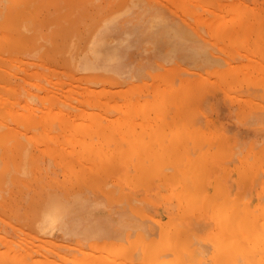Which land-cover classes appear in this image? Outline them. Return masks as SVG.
<instances>
[{
    "label": "rangeland",
    "instance_id": "1",
    "mask_svg": "<svg viewBox=\"0 0 264 264\" xmlns=\"http://www.w3.org/2000/svg\"><path fill=\"white\" fill-rule=\"evenodd\" d=\"M46 1H49V2H46ZM46 1L45 0H36V1H33V0L18 1L17 0L15 1L18 3L13 2V0L3 1L6 4L0 1V7H3V6L6 7L8 5L6 7L8 10H6V8L4 7L1 8L2 11H7V12L0 11V17H1L0 19L1 21L4 22V23L3 22L0 23V33L1 32L4 33L3 35L0 34V41L1 40L3 41L4 39L7 40V38L9 39L8 41H11V40L14 41V44L13 42H11L12 43L11 46L8 45V42H6V44H2V42H0V55L3 54V56L0 57V61L2 63L5 62V64L3 63V65L0 62V69L3 68V71H1L2 69L0 70V73H1L0 77L2 81V82L0 81V87L1 85H4V86L6 85L5 86L6 88L1 87L2 90L0 89V91H2V93L0 92V94L3 97L2 99L5 100L4 103H3V100H1L0 102L1 104L0 105V131H2L0 132V142L1 143L3 142L2 144H0V151L3 149L0 152V155H1L0 168L3 163L1 162L2 157L4 159L5 154H8L6 155L7 156L6 158L8 159L5 158L6 161L4 160V163L6 164L9 163V166L11 168V170L9 171L10 168L7 167L8 169L7 170L5 169L6 166L3 165L5 166V168L2 166L3 169H5V171H3V173L5 172V174L1 172V175H0V179L2 178L3 175H5L3 176V178L5 177L6 179V180L4 179L0 180V201H1L0 202V205H1L0 206L1 208L0 209V239H1L0 243L5 242V243H2L4 244L5 247L2 244H0V251L2 249L3 250L1 252L5 251L3 253L0 252V264H11V263L12 264L13 263L14 264L15 263L16 264H22V263L23 264H33L34 261L35 263L37 262L36 264H41L43 260L47 264L48 263L49 264L51 263L52 264H81L82 263L81 261H84L83 263L86 262V264L88 263L93 264V262L94 264H107V263L108 264H118L119 261L120 262L123 261L122 262L123 264H127V263L128 264H161V263L162 264H165V263L174 264L176 260H177V264L181 262H184L181 264H219L221 261L223 262L221 263L224 264L225 261L228 263L231 257L232 259L229 261V264H236V263L238 264V262L234 261L236 259V255L238 256V254H239L238 257L242 259V261H240V264H242V262L243 264H248V263L255 264L254 262L252 263V261L251 262L248 261L247 263L246 262L247 260L244 259V257L245 256L253 257L256 255L257 256L253 257L252 259L259 261V259L261 258L260 263L256 261V264H264V259H262L264 258V256L261 257L259 254V253H262V254L264 253L263 252L264 251V242H263L264 237H262L264 235H259L260 234L259 231H263L261 232V234L264 233V226H263L264 210H262L264 209V0H118V1L117 0H93V1L90 0L92 1L90 3H89V0H82V1L73 0L77 2L76 4H78V2L80 3V6L79 4L78 6H76L77 9L74 7L76 9L75 11L73 10V6H75L74 5L75 2L73 3V6H71V9H69L70 3L68 2L70 1L66 0V2L68 1L67 2L68 10H67L66 8L67 6L65 5L66 2L63 3L62 0H59L60 3L56 0H53L54 2L51 0V3H50V0H46ZM113 1L115 2L120 1V2L118 4L116 3L118 5V6L116 5V8L115 6H113L114 10L112 8H111L112 10L108 9L112 7L110 6V4L111 5L112 3L115 4ZM7 2H9L10 5ZM54 3H59L60 9L59 11H57V13L55 12L53 15L54 10H56L55 9L56 6ZM36 4L37 6H35ZM63 4L65 5L64 7L66 8V10L64 9ZM96 4L98 5L96 6ZM230 4L234 6L232 7V5L230 6ZM49 5L51 7H49ZM90 5L92 6V8L90 7ZM34 6L37 7L36 9L34 8L35 10L33 9ZM47 6L48 8H46ZM87 6L90 8H88ZM10 7H11L10 11H12L13 13L9 11ZM21 7H23V9L25 8L27 9L21 11L22 9ZM19 9H20V12H19ZM147 10L151 11V13L154 10L156 13V10H157L158 15H162L164 16V18L166 16V19L168 17L169 18L168 22L170 23L171 21L172 28H174L173 25L176 23L177 24L176 27H178L177 29L182 30V31L188 30L186 35L188 36V33H189L191 37H193L195 40H193V38H190L188 36L187 38L192 42H189V43L187 42L184 48L188 47L187 45L188 44L190 45L191 43L192 44L191 50L189 48L190 46L188 47L189 48L188 50L187 48L184 49L182 47V49L185 51L183 52L181 48H178L179 44L175 42L173 38H172V41L174 43L172 41L169 43V40H168V43L167 42L165 43V41L163 42V40H160L162 41L161 44L157 43L158 40L156 39L155 42L157 45L155 44L154 41H152L153 39L151 40L148 39L151 41V42L148 41L149 43L146 41L149 44L147 45L151 46L149 49H152V46H153L154 48L156 47L155 49L158 48L161 50L163 46H166V50H165L166 52L164 53L165 47H163L161 51L157 49L158 51L157 50H156L157 52L155 51L156 55L153 57L150 55L151 53H144L146 51L144 49H141L142 51L144 50L142 54L141 50L138 48L140 47L139 45L138 46L134 45L136 46L134 48L132 47L134 49L132 50L133 52H130L128 54V56H132L131 59H134L133 56L137 57L135 59H138V57L139 56L141 57V54H142L141 58L145 59L143 60L144 62L147 60L149 61V58H150L149 55L151 56L149 65L147 62H145L148 65V67L145 64L146 67L143 68L141 67L143 62L140 63V67L143 70L141 71L139 70V72L142 73L145 69H147L146 72H149L148 74H146L145 71L143 72V74L145 73V75L147 76L145 77V75H142L141 77H143L144 79L142 78L141 80H139L140 77L138 78L137 76L138 75L137 73H139L138 70H136L137 75H133V77L131 78L132 74H134L135 72L134 71L135 68L133 67V64L135 65L138 61L134 60V62L135 61L136 62L132 64L130 62L125 61L126 57L124 59L122 58L123 56H126V54L122 56L121 52L119 55H121L122 58L118 60L119 57L115 56V58L117 57L118 61L116 59L115 61H113V62L117 61L116 62L117 65L116 63L114 64L112 62L114 64L113 66L108 64L111 66V68L110 66L107 67L108 66L107 64H104L105 70L101 69L103 68V62L105 63L106 61H103V59L102 60L99 59V63L96 62L98 58L94 59L96 58V56L93 52L94 45L92 44L93 43L95 44L97 39L100 36H103L104 38V39L102 38L104 41L103 45H106L105 50L110 49L109 56H112L115 53H119L117 51L116 46L119 45L118 47H121L120 45L126 42V41L123 42L124 39L120 40V37H122L121 35H124L122 31H125L124 33L126 34V31H127L126 29L130 26V25H127L128 21L131 22L132 18L134 20L135 19L137 20L135 22L132 20L133 22L129 23V24L134 25L132 29L134 28L136 29L137 28L135 27L136 25L145 26L146 24H144L145 23L144 21L146 20L144 19L146 18L145 15L148 14ZM16 12H19V13L17 14ZM72 12H75V13L72 14ZM1 13H4L5 16L9 15L12 18L14 17V19L19 16L18 17L19 19L16 18V20L13 19L11 21L12 18L10 19V17L7 16V20H6V18L3 17V14ZM71 14L73 15V18L70 16ZM21 15H23L22 18H21ZM24 16H26V18ZM69 16L73 20L69 18L70 20L68 21L66 17H69ZM129 16L131 17V19ZM62 17L63 18L65 17L66 19L62 20ZM75 17L76 19H74ZM96 18L99 19L97 23L95 20ZM217 18H219L220 20H217ZM59 19H61V21ZM142 19L144 23L142 22L143 24L141 25V23L139 24V22L142 21ZM37 20H39V22L41 20V22L37 24L36 23ZM215 20H217V22H213ZM49 21L50 22L52 21L51 26L53 27L50 26ZM73 21L75 22V24L72 23ZM61 22L62 24H60ZM124 22H126L127 24ZM168 22H166L165 20L166 25L169 24ZM63 23L65 24V26ZM114 23H118V24L120 23L121 26H123V24L124 25L126 24L125 28L124 26L120 27V24L118 26L117 24H115L118 27V30H120V32H117L118 30L114 32L115 34L118 33V35H120L118 37L116 35H115L116 37L113 36L112 35L113 29L112 30L110 29V27ZM134 23L135 24L137 23V24L135 25ZM12 24L14 26H12ZM15 24L18 25L16 26V28H15ZM53 24H55L56 26ZM58 24L60 28H58ZM235 24H237V26ZM60 25H63V26H60ZM71 25L73 26L74 30H72L73 28L71 29ZM115 25H113V28L115 27ZM22 26L24 27L25 31L30 32V34L24 33L22 31V28H23ZM47 26L50 29L53 28V30L51 29V34H50V30L45 31V29H47ZM95 26H98V27H95ZM180 26L183 28L181 29ZM238 26L240 27V29L238 28ZM250 26H251V29L253 27V30H250ZM18 27L20 28L22 27V28L20 29ZM61 27L63 28L64 31L69 30L68 28H70L72 30V34L71 32H69L70 31L69 30V31H66V33L62 32L64 34L60 33L62 34L60 37L59 32L63 31ZM81 27H83L82 31H80ZM89 27H91V29L95 27L94 32L91 31L90 33ZM233 27L237 30L236 31L235 29L233 30ZM28 28L29 30H27ZM75 28H78L79 31L77 32ZM84 29H86L85 32H84ZM109 29L111 32H108ZM132 29L130 30V32L129 31L127 32L132 33L131 32ZM13 30H14L13 33H9V31L12 32ZM53 31L56 34H54ZM31 32H35V33H31ZM138 32H140V30ZM19 33H22L20 34V38H18ZM68 33L70 34L68 35ZM82 33H83V36H82ZM88 33H89V37H88ZM129 33L127 34L129 35ZM14 34L15 36L16 35L17 36L14 37ZM52 34L56 36H53ZM21 35L26 40L23 39L25 42L20 41L19 43V40H22ZM31 35H34L33 37L34 39L32 38ZM70 35H72V37ZM128 35L126 36L127 38H129ZM135 36L133 38L135 40L140 39V37L141 39L143 38L142 32H140L139 38L136 39ZM27 37L28 38L31 37V38L27 39ZM126 37L125 39H127ZM65 38L67 39L65 40ZM80 38H82L81 42H80ZM37 39L39 40L37 41ZM47 39H50V40L53 39L57 41L52 42L53 41L52 40L51 42H49V40L46 41ZM59 40H60V43L58 42ZM68 40L70 42L73 40L74 43L72 41L71 45H69L70 42ZM117 40L119 41V43L116 42ZM130 40L131 38L129 39V41ZM31 41H34V42L31 44L30 43ZM62 41H63V44H61ZM103 41L99 43L101 44L103 43ZM55 42H58L59 44ZM195 42H198V44ZM42 43L45 44V46H43ZM66 43H68V46L66 45ZM97 43L96 45H98ZM150 43L154 45H150ZM194 43H195V48L198 50L199 53L195 51V48L193 46ZM50 44L52 45L51 48H50ZM172 44L177 45V47L173 45L175 46L174 47V50L176 51V53L174 52L175 55L173 53H170L171 50H173V48H168V46L172 47ZM60 45H63V46H60ZM148 46H146L147 49H148ZM17 47L19 49L16 50ZM62 47L63 48L65 47L66 49H68V51L67 50L65 51V49H63ZM103 47L104 46H102V48ZM197 47L198 48L201 47V48L198 49ZM23 48H24V51H23ZM59 48H61V50H63L64 52H62ZM2 49L4 51H2ZM57 49H59L60 51L59 52L56 51ZM71 49H72V52L69 53L68 55V52H70ZM75 49H77L78 51L77 50L75 51ZM176 49L180 50L181 53H178ZM19 50L20 51L22 50V51L20 52ZM136 50L140 51V53H137ZM167 50H170V51L167 53ZM199 50L201 51V53ZM8 51L11 53L12 55L11 57ZM51 51H53V53L54 52H58V53L54 54L55 56L54 57L51 55ZM202 51H204V53ZM1 52H4V53H1ZM110 52L112 53V55H110ZM187 52L189 54L188 57H187L188 55ZM107 53L108 52H106V54ZM157 53L158 54L160 53L161 55L157 56ZM182 53L183 54L186 53V56L182 55ZM88 54H91V55H88ZM205 54H206V57L209 55V57H207L206 59L208 61L203 60L205 59ZM152 55H154V51H152ZM183 56H185V59ZM210 56H212L213 58L212 60H215V61L212 62V65L210 66L208 65L209 67H207V62H209L210 60L208 58H211ZM5 57L8 59H6ZM61 57L65 58L68 64H70V66L68 65L67 67V63L65 62H63L64 63L63 64L60 61V59L63 60ZM69 57L71 58L73 57V58L70 60ZM147 57L149 58L147 59ZM180 57L183 60H180L181 59ZM129 59L130 58L128 57L127 60ZM191 60H194L197 62L200 61V63L197 66L195 65L196 67L194 68L193 66H190V65H194L197 62H193ZM202 60L204 61L203 64H201ZM71 61L73 62V64ZM100 61H102V67L99 65L101 64ZM121 61L124 62L123 65ZM137 64L136 65L139 66V63ZM209 64H211V62ZM160 65H161V68L158 67ZM201 65H203V68L201 67ZM12 66L14 68H11V69L14 72L10 71L11 69L9 67H12ZM205 67L207 69H205ZM129 68L131 69V71ZM157 68H159L158 71H156ZM125 69L127 71H125ZM152 69L153 71H156V72L152 73L151 72ZM4 70H8V71L4 72ZM94 70H96L97 72ZM106 70H109V71H106ZM76 71L78 72L76 73ZM101 71L103 73L105 72V74H102ZM6 72L7 74L4 75V73ZM92 72H95V73H92ZM7 75L10 77H8ZM149 75L151 77L153 76V78L150 79ZM128 76L130 77L128 78ZM6 77H8V80ZM4 78H6L5 81H4ZM133 79L136 80L137 83ZM43 89H46V90H43ZM86 89H91V90H88L89 91L88 92ZM5 91H6V94H5ZM48 92H49V95H47ZM95 92H96V95H95ZM8 94L9 95L11 94V96H9ZM1 95H0V98H1ZM50 95L52 96L49 97ZM22 96L24 97L22 98ZM127 96L129 99L127 98ZM25 97H27V99ZM137 97H139L138 100H137ZM29 99L31 100V102ZM43 99L44 101L46 100L47 101L44 103ZM176 99L178 100L176 101ZM7 100H9V102ZM128 100L129 101L131 100L130 103ZM132 100L133 102L134 100L136 101L132 103ZM178 102L180 104H178ZM54 103L56 105H54ZM68 103H71L72 106L71 104H68ZM140 103L142 105L140 106L139 111L142 110V112H139L140 113L139 114L137 113L138 110L135 107H138ZM29 104L31 105V107ZM132 104L133 105L135 104V105L132 106ZM144 104L147 106H145ZM6 106L8 107V109H6L7 108ZM66 106H70L71 109L73 108L72 111L70 107L66 108ZM142 106H144L145 108L141 109ZM184 106H185L186 112L183 110ZM33 107L35 109H33ZM193 107H194V111L192 112ZM46 108L49 109V118H46L47 120L43 119L44 117H47L46 112H44V109ZM51 108L53 109L55 108V110L59 109L57 110V114L59 116ZM119 108H121L120 110L122 111L121 113L119 111ZM188 108H190L191 110H189ZM21 109H24V110H21ZM36 109L39 110L40 112L38 111V113H36L35 111ZM48 109H46L45 111H48ZM19 110L23 111L24 113ZM165 110H167V112ZM26 111L28 113L27 116H31V119L35 117V121L33 120L34 118L32 120L27 119L28 120V124H27V122L23 121L25 120L24 117L22 120L21 116H23V114L24 115L27 114ZM33 111H35L36 114ZM51 111L55 113L56 116H58V119L55 118V121L52 120V117L50 116ZM143 111L145 112L144 115H143L144 113ZM191 112H192V115H191ZM31 114L32 115L35 114V116H32ZM44 114L46 116L42 117L41 119L40 115L42 116ZM61 114L63 115L62 118L66 116L65 118L66 121H63L64 118L63 119L61 118L62 124L60 125L59 124L60 121H57V120L60 119L59 117H61ZM167 116H168V119H167ZM19 117H20V121H19ZM38 117H39V119L37 120L38 124L36 125L35 123ZM120 117L121 118L124 117L123 120L127 119L125 120L126 123H129V121H132L134 125H132V123H129V124L132 125V127H134L135 130L132 128L128 130L130 127H127V125L125 124H124L125 128H123V125L120 128L119 125L122 124V122L118 123L119 120L120 121L122 120V119H119ZM154 118H156L158 122L154 120ZM160 118L169 120L168 122L172 121L175 124V127H173L174 126L173 123H170L173 127L172 128L171 125L167 123L170 125V127L166 126L167 124H165L164 126L168 128L164 127L165 131L162 130L159 133L157 132L158 133L157 137L160 134L162 135V133H164V135L167 133L166 134L167 138L164 137L167 139V140L165 139L166 142H164V144L162 142L163 137L161 135H160L161 137L155 138L156 135L154 136L155 134V132H153L154 129L152 130L153 132L152 134L148 133L151 136V137L149 136L151 140L150 138L147 137L148 134L144 132L145 131L144 129H146V132L148 131L147 128H144V125L146 126V123L148 125L150 123V126H153V127L156 126L158 130ZM40 119L42 121L46 120L47 123L46 121H44V124H43V122L40 121ZM115 119H119L116 122L117 123L116 127H115V124H113L115 123L114 122ZM151 119L152 121H150ZM94 120H95L94 124L95 125L98 124L97 125L98 127H95V125H93L92 121ZM110 120L112 121L110 122ZM191 120L193 122L195 121L197 125L195 124V122L194 123L190 122ZM70 121H71V124H69L70 125V129H69V126L65 122H70ZM63 122L64 124L67 125L66 130H65V126L64 127L62 126ZM98 122L104 125L105 123L106 125L107 124L109 125L110 123L111 127H108L107 125V128H105L106 127L105 125L104 127L105 130L103 128V131H102L100 130L102 128L100 127V124ZM54 123L57 125H55ZM136 123L137 125L135 128ZM138 123H142V125L141 124L139 125ZM178 123L179 125L181 124L182 126L180 125L181 126L180 127ZM15 124H18V125H15ZM84 124L85 125L87 124L86 126L88 127V129H85L86 126ZM160 124L162 126L163 122L162 123L160 122ZM191 124H192V128L190 126ZM47 125L50 126L49 127L50 129H47L48 127ZM82 125L83 127H81ZM4 126L9 127L8 131ZM52 126H53V129H52ZM138 126H142L144 129ZM150 126L148 127L150 128ZM77 127L79 128L78 129L79 132L76 130ZM182 127H185L186 130L182 131L183 129H185V128L182 129ZM61 128L62 130H60ZM139 128L140 130L138 131ZM141 128L143 129L142 133H141ZM169 128H172V129H169ZM83 129H85L86 131H83ZM98 129L100 131H97ZM123 129H127V130H123ZM67 130L69 131L68 133H67ZM80 130L83 131L84 134L83 132L81 133ZM87 130L89 131V133ZM172 130L174 131L172 132ZM186 131H189L190 133L188 132V135H187ZM133 132H134L133 134L134 136L132 135L131 137L130 133H133ZM177 132H179L178 135L176 134ZM7 133L9 134V138L12 135H14L11 137L12 139L8 138ZM87 133L90 135H88ZM121 134L123 135L126 134L124 136L126 138L123 139V137H121L122 136ZM127 134H129V136ZM173 134H175V136ZM181 134H185L186 136L181 135ZM152 135L154 136L153 139L155 140V142L152 141L153 140ZM52 136H54V138ZM101 136H102V139H100ZM141 136L142 138H144L143 141L145 143L141 141L142 140L140 138ZM117 137L119 139L118 143H120V139H121L122 142H124V144L121 142L120 144L117 143L118 144L117 145L116 144V142L118 141V139H116ZM168 139L171 140L170 141L171 143L167 142ZM174 139L175 141H173ZM245 139L246 141L248 140V142H243V140ZM190 141L192 142L191 144H190ZM13 142L15 146L13 145ZM16 142H18L19 144H17ZM94 142L95 143L99 142V144L100 143L101 144L100 145L98 143L94 144ZM147 142H148V145H147ZM156 142H159V143H156ZM44 143L50 144V145L47 146ZM57 143L59 144V146ZM75 143L77 145H75ZM141 143L143 146L141 145ZM165 143H168V145L169 144H172V145L170 147H164V146H167ZM114 144L117 146L116 148L113 146ZM132 144L134 146H132ZM176 144L179 145L178 149H176L177 147ZM95 145L97 148H95ZM146 145L148 148L146 147ZM158 145L159 147L162 146L163 149L160 150V148H158ZM173 145L176 146V147H173L174 150L176 151L171 150ZM12 146L13 148L16 147L19 150H16L15 148V150H12L11 152V149H13ZM50 146L54 148H52L51 150ZM84 146L86 147V149L84 148ZM136 146H139L137 147L138 149H135ZM140 146L141 148L144 147L146 150L144 148H142L141 150ZM37 147H40V149ZM41 147L43 149H46V148L47 149L43 150L41 149ZM69 147L72 150L74 149L73 150L74 153L72 152L71 149H69ZM133 147H135L134 151H133ZM188 147H189V150H187ZM87 148L89 149V152ZM20 149H23L21 150L22 151L21 154H20L21 152ZM65 149L66 150L68 149V151L66 152ZM59 150H60V153L58 154ZM83 150H84V153H83ZM120 150L122 152H120ZM14 151L16 152L19 151L18 155H16L17 153ZM164 151H166L167 153ZM168 151L171 152V154H169ZM220 151H221V154H220ZM3 152L5 153L3 154ZM55 152L58 156L55 154ZM61 152H63V154L64 153L66 154L63 156V158H60V156H62ZM110 152H112L113 155H110L111 154ZM141 152H142V156H140ZM11 153L13 154L15 153L16 156ZM25 153L27 156L25 155ZM30 153L36 159L35 158L32 159V155H29ZM76 154H77V157H76ZM35 155H38V156H35ZM101 155L104 160L101 159L102 158ZM24 156L26 157V160ZM109 156L112 158H110ZM185 156H187L189 159H186ZM17 157H20L21 158L20 160L22 161L21 162L18 161L19 158ZM55 157H58V158L55 159ZM181 157L182 159H180ZM59 158L61 162L59 161ZM64 158H66V160ZM15 159L16 161H14ZM76 159L79 160L80 162L77 161ZM167 159L169 162L167 161ZM7 160L9 162H7ZM29 160L31 161L30 162L31 165L29 163ZM186 160L189 162V164L187 163ZM64 161L66 162L64 163ZM95 161L96 162L99 161V162L96 163ZM16 162L17 163L20 162V166H19V163L17 164ZM81 162L83 164H86L87 167L85 168V165H83ZM94 162L96 163L95 166H94ZM100 162H104V163L101 164ZM167 163L169 164L167 165ZM170 163L174 164L175 166ZM177 163L179 166L178 168L176 166ZM14 165H15V168H14ZM34 165L36 167H34ZM91 165L94 168L91 167ZM32 166H33V169L35 168L34 173H33V169L32 171H30L31 170L30 168ZM242 166L244 169L241 168ZM21 169L22 171H20ZM144 169H146V171ZM6 170L9 173H7ZM35 170H38L37 171L38 173ZM141 171H142V174H141ZM240 172H242V174ZM13 175L14 177H12ZM17 175H20L21 177L18 176L19 177L18 179V177H16ZM39 175H40V178H39ZM185 176H187V178ZM78 177H79V180H78ZM138 177L139 178L142 177V179H139ZM192 177L194 180L192 179ZM22 178H23V181H21ZM37 178L39 181L37 180ZM26 179H28L29 181ZM71 179H73L72 182H71ZM94 179L97 182H95ZM88 180L91 181L89 186L86 183V181ZM102 180H104L105 183ZM2 181H4L5 183H2ZM15 181L16 183L18 182L19 184L18 183L16 184ZM24 181L25 183H22ZM58 181L60 182V184ZM64 182L65 184H63ZM77 182H79L80 185L79 184L77 185ZM131 182H134V183H131ZM91 184H93V186H90ZM14 185L16 187H18L17 185H20L23 190L26 189V187L27 189L22 191V189L19 186L16 190V187ZM28 185L29 186L32 185V186L29 187ZM34 185H37L35 189L33 188ZM75 185L78 187V189L76 188ZM1 187L2 188L4 187L5 190L2 189ZM36 189L37 191H34ZM64 189L66 190V192L64 191ZM96 189L100 192H98ZM13 191L16 193H20L19 194L20 197L18 196V194L16 195ZM109 191L110 193H108ZM11 192H13L14 195L11 194ZM30 192L32 193V195ZM119 192L122 193V195L125 197L124 200H123V196H121L122 199H120L121 194ZM66 194L68 197H66ZM109 194H111V196ZM189 194L191 198H189L190 197L188 196ZM196 194H197V197H195ZM213 195L217 196L216 197L217 199H215V197L212 198ZM105 196L106 197L108 196L109 198H106ZM118 197L119 199H117ZM126 198L127 199L129 198V200H126ZM16 200H18L19 202ZM56 200H57V203H56ZM125 200L128 202V204L125 203L126 202ZM181 200L182 201L184 200L185 202H182ZM190 200L191 201L193 200V201L191 202ZM15 201L17 203L16 204L17 206L14 204ZM27 201H29V203ZM58 202L60 205H58ZM188 202H191L189 204H192L191 205L192 207L188 204ZM2 203L6 207L8 205L9 208L7 207L3 209ZM8 203H10L11 205L9 206ZM32 203H33V206H32ZM104 204L106 206H104ZM193 204H196V205H193ZM12 205H13L12 208L14 209V211L12 208H10ZM21 205L22 206L24 205V206L22 207ZM52 205H54V207ZM55 205H56V208H55ZM86 205H88V207ZM117 205L119 206L117 207ZM219 205H221V207ZM35 206H38V207L35 208ZM47 206L48 208H46ZM64 206L66 207V211L64 209ZM128 206L132 209V211H130L131 209H129ZM50 207H52L53 209H51ZM8 209L10 211H8ZM235 210H238V211H235ZM48 211H51V212L54 211L52 214L56 213L57 211L59 214L57 213L58 215L56 214L57 216H55V214L51 215V212H49L50 214L47 213L48 214L47 215L45 212H48ZM133 212H135L136 215ZM234 212H237V213H234ZM245 213L247 214V216ZM249 214L252 216L250 217ZM49 215H51L52 217ZM233 216L234 218L239 216V219L237 218L238 220H235L234 222ZM248 216L251 219L248 218ZM51 218H54V219L52 220ZM232 221L234 223H236L237 221L238 222L236 223V225L234 223L233 225H231ZM260 221L261 223L263 222L262 225L259 223ZM115 222L117 223V225L114 224ZM245 223H247L248 225H246ZM123 224L125 225V229H124ZM255 224L260 226L259 230L258 228L254 226ZM119 225L122 227H120ZM167 225L169 227H167ZM181 225H184L186 227H183ZM233 226H236L235 228L237 229H234ZM133 228H136V229L133 230ZM2 231L3 232L5 231L7 233L5 232L2 233ZM177 233L179 234L178 238H177ZM242 234L246 236H242ZM233 235L235 237H233ZM142 238H143V241H142ZM191 238L195 239L194 242ZM251 239H253V241H250ZM210 240L212 241V243ZM139 241H140V245H137V243L139 244ZM234 241H236L235 244H234ZM245 241H246V245H243ZM115 242L117 243L119 242V243L115 244ZM207 242H208V245H207ZM193 243L196 245V248H195V245L193 247ZM6 244L8 245L10 244V245L7 246ZM157 244H159V246H157ZM185 245H188V246H185ZM226 245L228 248H230L229 250L227 247L224 248ZM214 246H218L217 249ZM248 247L253 249L254 252L252 250H249ZM6 248L8 250H6ZM11 248H13V251ZM255 248H258V249H255ZM113 249L115 250L114 254H113ZM192 249L195 250L196 252L195 254L193 253L194 251ZM26 251H28L32 255V257L28 252L26 253ZM152 251L154 252L152 253ZM191 251H193L192 253L194 255L191 254ZM22 252L25 254H22ZM185 252L186 253L189 252L188 254L189 255L191 254L193 260L188 254L186 256ZM197 252H198L199 257H196ZM17 253H18V256H17ZM242 253L245 255L244 257ZM11 254L13 255L16 254V255L15 257H13ZM222 255H224L225 258ZM8 256L9 258H7ZM158 256L160 257V259ZM185 256L186 257L189 256L191 261L188 260V258H186ZM234 256H235V259H234ZM259 256L260 258H258ZM12 258L13 259L15 258L13 262H12ZM156 258H158L159 260ZM163 258L165 259V261L163 260ZM213 258L216 261L211 260ZM222 258H224V260H220ZM45 259L48 260V262H46ZM120 259H122V261ZM130 259H132L133 262L134 261L135 262L132 263L131 262L132 260L130 261ZM172 259H174L173 262H171ZM90 260L92 261L90 262ZM157 260L159 261L158 263H157ZM44 262L43 264H45Z\"/></svg>",
    "mask_w": 264,
    "mask_h": 264
},
{
    "label": "bare ground",
    "instance_id": "2",
    "mask_svg": "<svg viewBox=\"0 0 264 264\" xmlns=\"http://www.w3.org/2000/svg\"><path fill=\"white\" fill-rule=\"evenodd\" d=\"M0 1L3 2V1H5V0H3V1L0 0ZM11 1H12V0H11ZM15 1H17V0H13V2H15ZM18 1H20V0H18ZM33 1H36V0H33ZM45 1H46V0H45ZM52 1H53V0H52ZM56 1H58V2L60 3L59 0H56ZM62 1H63V3L66 2V0H65V1L62 0ZM69 1H70V2H68V1H67V2L70 3V5H69V6H70L69 9H71V6H73V3H74L75 1H73V0H69ZM71 1H72V2H71ZM79 1H80V0H79ZM81 1H82V0H81ZM92 1H93V0H92ZM92 1L89 0V3L92 2ZM117 1H118V0H117ZM30 2H32V1H30ZM46 2H49V1H46ZM53 2H54V1H53ZM67 2L65 3L66 6H67V4H68ZM113 2H114L115 4H113V3H112V5L110 4V6H112V7L109 6L110 8H108V9H111V8L113 9V6H115V8H116V5H117L120 1H119V2H115V1H113ZM3 3H5V2H3ZM7 3H9V2H7ZM15 3H18V2H15ZM19 3H21V2H19ZM22 3H23V1H22ZM50 3H51V0H50ZM59 3H54L55 6H56V8H55V6H54V8H55L56 10H54L53 15H54L55 12L57 13V11H59V9H60V7H59L60 4H59ZM76 3H77V2H75V3H74L75 6H73V10H74V11L77 9L76 6H78V4H79V6H80V3H79V2H78V4H76ZM116 3H117V4H116ZM1 4H2V3H1ZM5 4H6V3H5ZM12 4H13V3H12ZM56 4H58V5H56ZM233 4H235V3H233ZM237 4H238V3H237ZM242 4H243V3H242ZM9 5H10V3H9ZM19 5H21V4H19ZM46 5H47V3H46ZM52 5H53V3H52ZM65 5L63 4V7H64ZM97 5H98V4H96V6H97ZM231 5H232V4H230V6H231ZM5 6H6V5H5ZM7 6H8V5H7ZM7 6H6V7H7ZM22 6H23V5H22ZM35 6H37V4H36ZM35 6L33 7V9H34V8H35V9L37 8V7H35ZM40 6H41V5H40ZM57 6H58V7H57ZM83 6H84V5H83ZM117 6H118V5H117ZM226 6H227V4H226ZM228 6H229V5H228ZM233 6H234V5H232V7H233ZM237 6H238V5H237ZM3 7H4V6H3ZM3 7H0V11H2L1 8H3ZM6 7H4V8H6ZM16 7H17V6H16ZM24 7H25V6H24ZM49 7H51V6L49 5ZM74 7H75L76 9H75ZM87 7H88V6H87ZM90 7L92 8L91 5H90ZM90 7H88V8H90ZM21 8H22V9H21ZM21 8H20L21 11L27 9V8L23 9V7H21ZM46 8H48V6H47ZM57 8H58V10H57ZM66 8H67V10H68V6H67ZM66 8L64 7L65 10H66ZM226 8H227V7H226ZM226 8H225V9H226ZM228 8H229V7H228ZM10 9H11V7L9 8V11H10ZM17 9H18V8H17ZM20 9H19V12H20ZM35 9H34V10H35ZM112 9H111V10H112ZM231 9H232V8H231ZM242 9H243V8H242ZM3 10H5V9H3ZM6 10H8V9L6 8ZM34 10H33V11H34ZM42 10H43V9H42ZM89 10H90V9H89ZM113 10H114V9H113ZM228 10H229V9H228ZM63 11H64V10H63ZM2 12H7V11H2ZM10 12L13 13L12 11H10ZM19 12H16V13L18 14ZM236 12H237V11H236ZM11 13H10V15H11ZM31 13H32V12H31ZM73 13H75V12H72V14H73ZM147 13H148V14L145 15L146 18L144 17V18H145L144 20H146V21H144L145 23L143 22V19H142V21L139 22V24L141 23V25H142L143 23L146 24L145 26L143 25L144 27H143V26H138V25H136L138 22H137L136 24L134 23V24L136 25L135 27L138 28V29H137V28H136V29L134 28V29L137 30V31H135L134 29H132L134 25L129 24V23H131V22H133V21H134V22L137 21L136 19L134 20V19L132 18L133 21H132V20H131V22L128 21V24H127L126 22H124V23H126L127 25H130L128 28L131 27L130 29L127 28L126 30L130 32V30L132 29V31H131L132 33H129V32L126 31V34H125V33H124L125 31H122V33H123L124 35H121L122 37H120V40H123V39H124L123 42H124V41H126V42L123 43L122 45H120L121 47H118L119 45L116 46L117 51H118L119 53H115L114 55H112V53L110 52V55H112L113 58H112V56H109V50H110V49H109V50H108V49L105 50V48H106L105 46H106V45H103V44H104V41H103L104 38H103V36L98 35V36H100V37L97 39V41L95 40L96 43L98 42V43H97L98 45H96V43H95V44L93 43L92 45H94V50H93V52H94V54H95V56H96V58H94V59H97V58H98L96 62L99 63V59H101V60L103 59V61H106L105 63L103 62V68H101V69L105 70V69H104V64H107V65L110 64L111 66H113V65H114L119 59L122 58V56H123L124 54H126V56H123L122 59H124V58L126 57V58H125V61L130 62L131 64L136 62V61L134 62V60H137V61H138L137 63H139V66H137V65H138L137 63H136L137 65H136V64H135V65L133 64V67L135 68V70H134L135 72L132 70V71L134 72V74H132L131 78L133 77V75H137V74H138L137 76H138V78L140 77L139 80H141V79L143 78V77H141V76H142V75H145V73L148 74L149 72H146L147 69H145V70H144L145 73L143 74L144 71H143L142 73H140L139 70H140V71L143 70L141 67H143V68L146 67V66H145V64H146L145 62H147L148 65H149V61H150L151 56L154 57V56L156 55L155 51L158 49V48L155 49L156 47L154 48L153 46H152V49H149L151 46H148V45H149L148 43L151 42V41H150L151 39H153L152 41H154V42H155V40L157 39V40L159 41V42L157 41V43H160V44H161L162 41H160V40H163V42L165 41V43H166V42L168 43V40H169V43H170V42L172 41V38H173V40L179 44L178 48H181V50H182L183 52H185V51L182 49V47L184 48V47L186 46L187 42H188V43H189V42H192V41H190L187 37L189 36L190 38H193V37H191V35H190L189 33H188V36L186 35L188 30H186V31H182V30L177 29L178 27H176V25H177L176 23L173 25L174 28H172V23H171V21H170V23L168 22V21H169V18L167 17V19H168V20H167V19H166V16H165V18H164V16H162V15H158V14H157V10H156V13H155V10L152 11V13H151V11H148V10H147ZM242 13H243V12H242ZM1 14H3V17H5L6 20H7V16H9V15H6V16H5L4 13H1ZM20 14H22V13H20ZM23 14H24V13H23ZM72 14H71L70 16L73 18V15H72ZM80 14H81V13H80ZM94 14H95V13H94ZM138 14H139V13H138ZM15 15H16V14H15ZM33 15H34V14H33ZM45 15H46V14H45ZM81 15H82V14H81ZM22 16H23V15H21V18H22ZM26 16H28V15H26ZM26 16H24V17L26 18ZM37 16H38V15H37ZM39 16H40V15H39ZM42 16H43V15H42ZM42 16H41V17H42ZM56 16H57V14H56ZM56 16H55V17H56ZM59 16H60V15H59ZM70 16H69V17H66V18L68 19V21L71 19ZM9 17H10V16H9ZM18 17H19V16H18ZM18 17H16V18H18ZM24 17H23V19H24ZM29 17H30V16H29ZM32 17H33V16H32ZM44 17H45V16H44ZM55 17H54V18H55ZM77 17H78V16H77ZM93 17H94V16H93ZM129 17H130V16H129ZM0 18H1V17H0ZM11 18H12V17H10V19H11ZM16 18L14 19V17H13V18L11 19V21H12L13 19L16 20ZM21 18H20V19H21ZM34 18H35V17H34ZM37 18H38V17H37ZM42 18H43V17H42ZM54 18H53V19H54ZM66 18H65V17L63 18V17H62V20L66 19ZM69 18H70V19H69ZM97 18H98V17H97ZM97 18L95 19V20H96V23H97L98 20H99V19H97ZM141 18H142V17H141ZM10 19H9V21H10ZM18 19H19V18H18ZM35 19H36V18H35ZM74 19H76V17H75ZM123 19H124V18H123ZM130 19H131V17H130ZM139 19H140V18H139ZM139 19H138V20H139ZM147 19H148V20H147ZM21 20H22V19H21ZM50 20H51V19H50ZM54 20H55V19H54ZM54 20H53V21H54ZM59 20L61 21V19H59ZM71 20H73V19H71ZM127 20H128V19H127ZM127 20H125V21H127ZM165 20H166V22H168L169 24L166 25ZM217 20H220V19L217 18ZM217 20H215V21H213V22H217ZM0 21H1V19H0ZM9 21H8V22H9ZM17 21H18V20H17ZM17 21H15V22H17ZM23 21H24V20H23ZM23 21H22V22H23ZM56 21H57V19H56ZM74 21H75V20H74ZM74 21H73L72 23L75 24L76 21H75V22H74ZM121 21H122V20H121ZM2 22H3V21H1L0 23H2ZM13 22H14V21H13ZM40 22H41V20H40ZM40 22H39V20L36 21L37 24L40 23ZM49 22H50V21H49ZM51 22H52V21H51ZM51 22H50V26H51ZM63 22H64V21H63ZM114 22H115V21H114ZM117 22H118V21H117ZM142 22H143V23H142ZM213 22H212V23H213ZM236 22H237V21H236ZM243 22H244V21H243ZM3 23H4V22H3ZM17 23H19V22H17ZM57 23H58V22H57ZM64 23H65V22H64ZM64 23H63V24H64ZM77 23H78V22H77ZM6 24H7V23H6ZM8 24H9V23H8ZM55 24H56V23H55ZM55 24H53V25H55ZM60 24H62V22H61ZM74 24H73V25H74ZM115 24H117V26H118L120 23H119V24H118V23H114L113 25H115ZM126 24H125V25H126ZM213 24H214V23H213ZM219 24H220V23H219ZM44 25H46V24H44ZM113 25L111 26L112 28L110 27L111 30L113 29V30H112L113 34H112V33H110V34H112L113 36L116 35L117 37L120 36V35H118V33H117V34L114 33L116 30H118V27L115 25V27H116L117 29L114 27V28H115V30H114ZM125 25L123 24L124 28L126 27ZM131 25H132V26H131ZM235 25L237 26V24H235ZM12 26H14V25L12 24ZM12 26H11V28H12ZM16 26H18V25L15 24V28H16ZM48 26H49V25H48ZM48 26H47V29H45V31H47V30L49 31V30H50V34H51V29L53 30V28L50 29ZM55 26H56V25H55ZM60 26H63V25H60ZM64 26H65V24H64ZM92 26H93V25H92ZM123 26H121V24H120V27H123ZM169 26H170V27H169ZM210 26H211V25H210ZM220 26H221V25H220ZM231 26H232V25H231ZM3 27H4V25H3ZM3 27H2V28H3ZM22 27H23V26H22ZM22 27H21V28H22ZM35 27H36V26H35ZM37 27H38V26H37ZM43 27H44V26H43ZM45 27H46V26H45ZM51 27H53V26H51ZM68 27H69V26H68ZM76 27H78V26H76ZM83 27H84V26H83ZM83 27H81V30H80V31H82V28H83ZM95 27H98V26H95ZM95 27H93V29H91V27H89V28H90V33H91V31L94 32V28H95ZM140 27H141V28H140ZM175 27H176V28H175ZM2 28H1V29H2ZM11 28H10V29H11ZM18 28H20V27H18ZM21 28H20V29H21ZM48 28H49V29H48ZM55 28H56V27H55ZM58 28H60V27H59V24H58ZM61 28H62V27H61ZM64 28H65V27H64ZM72 28H73V26L71 25V29H72ZM139 28H140V29H139ZM180 28L182 29L183 27L180 26ZM222 28H223V27H222ZM238 28L240 29L239 26H238ZM6 29H7V28H6ZM6 29H5V30H6ZM20 29H18V30H20ZM33 29H34V28H33ZM68 29H69L70 31H69V30H65V31H64L63 28H62L63 31L59 32V34L62 33V32L66 33V31H69V32H71V34H72V30H74V28H73L72 30H71L70 28H68ZM75 29H76L77 32L79 31L78 28H75ZM77 29H78V30H77ZM110 29H109L108 32H111ZM121 29H122V28H121ZM234 29H235V28L233 27V30H234ZM2 30H3V29H2ZM14 30H15V29H14ZM14 30H13L12 32L9 31V33H13ZM27 30H29V28H28ZM37 30H38V29H37ZM60 30H61V29H60ZM85 30H86V29H84V32H85ZM102 30H103V29H102ZM139 30H140V32H142V34H143V36H142L143 38H142V39H141V37H140V39H137V38H139V36H140V32H138ZM236 30H237V29H235V31H236ZM250 30H253V27H252V29H251V26H250ZM22 31H23L24 33H29V34H30V32L25 31L24 27L22 28ZM30 31H31V30H30ZM56 31H57V30H56ZM134 31H135V32H134ZM20 32H21V31H20ZM35 32H37V31H35ZM35 32H31V33H35ZM53 32H54V31H53ZM106 32H107V30H106ZM117 32H120V30H118ZM184 32H185V33H184ZM224 32H225V31H224ZM228 32H229V31H228ZM64 33H62V34H64ZM80 33H81V32H80ZM102 33H103V32H102ZM102 33H101V34H102ZM127 33H129V35H128ZM137 33H138V34H137ZM226 33H227V32H226ZM252 33H253V32H252ZM0 34L3 35L4 33L1 32ZM15 34H16V33H15ZM15 34H14V37L17 36V35L15 36ZM20 34H22V33H19V37H18V38H20ZM54 34H56V33L54 32ZM57 34H58V33H57ZM62 34H60L59 36L61 37ZM69 34H70V33H68V35H69ZM107 34H108V33H107ZM120 34H121V33H120ZM24 35H26V34H24ZM52 35H53V34H52ZM127 35L129 36V38L126 37ZM130 35H132V36H130ZM135 35H136V36H135ZM185 35H186V36H185ZM12 36H13V35H12ZM27 36H28V34H27ZM31 36H32V38L34 37V35H31ZM38 36H39V35H38ZM53 36H56V35H53ZM66 36H67V35H66ZM70 36L72 37V35H70ZM76 36H77V35H76ZM82 36H83V33H82ZM116 36H115V37H116ZM123 36H125V37L128 39V41H127V39H125V37H123ZM134 36H135V38H136L137 40L133 39ZM24 37H25V36H24ZM36 37H37V36H36ZM67 37H68V36H67ZM85 37H86V36H85ZM88 37H89V33H88ZM149 37H150V38H149ZM154 37H155V39H154ZM165 37H166L167 39H166ZM10 38H11V37H10ZM29 38H31V37H29ZM29 38L27 37V39H29ZM49 38H51V37H49ZM52 38H54V37H52ZM63 38H64V37H63ZM69 38H70V37H69ZM83 38H84V37H83ZM86 38H87V37H86ZM102 38H103V39H102ZM130 38H131V40L129 41ZM158 38H159V39H158ZM161 38H162V39H161ZM185 38H187L189 41H188L187 39H185ZM258 38H259V37H258ZM258 38H257V39H258ZM11 39H12V38H11ZM21 39H22V40H19V43H20V41L23 42L24 40H26V39H24V38L22 37V35H21ZM23 39H24V40H23ZM33 39H34V38H33ZM58 39H59V38H58ZM66 39H67V38H65V40H66ZM72 39H73V38H72ZM99 39H101V40H99ZM148 39H150V40H148ZM164 39H165V40H164ZM8 40H9V39L7 38V40L4 39L3 41L1 40L0 42H2V44H6V42H8V45H10V46H11V44H12L11 42H13V44H14V41H13V40H11V41H8ZM17 40H18V39H17ZM30 40H31V39H30ZM38 40H39V39H37V41H38ZM41 40H42V39H41ZM48 40H49V42H51L53 39H52V40L47 39L46 41H48ZM62 40H63V39H62ZM74 40H75V39H74ZM81 40H82V38H80V42H81ZM118 40H119V39H118ZM118 40H117L116 42L119 43ZM193 40H195V39L193 38ZM28 41H29V40H28ZM28 41H27V42H28ZM46 41H45V42H46ZM54 41H57V40H53L52 42H54ZM63 41H64V40H63ZM63 41L61 42V44H63ZM68 41H69V40H68ZM72 41H73V40H72ZM72 41H71V42H72ZM95 41H94V42H95ZM102 41H103V43L100 44L99 42H102ZM146 41H147V42L149 41V42L147 43ZM261 41H262V40H261ZM9 42H10V43H9ZM24 42H25V41H24ZM33 42H34V41H31L30 43L32 44ZM58 42L60 43V40H59ZM58 42H55V43H58ZM64 42H65V41H64ZM66 42H67V41H66ZM69 42H70V41H69ZM71 42H70L69 45H71ZM85 42H86V41H85ZM85 42H83V43H85ZM92 42H93V41H92ZM121 42H122V41H121ZM121 42H120V44H121ZM172 42H173V41H172ZM43 43H44V41H43ZM43 43H42V44H43ZM55 43H54V44H55ZM59 43H58V44H59ZM73 43H74V41H73ZM105 43H106V42H105ZM173 43H174V42H173ZM195 43L198 44V42H195ZM195 43L193 44L194 48H195ZM21 44H22V43H21ZM58 44H57V45H58ZM64 44H65V43H64ZM80 44H81V43H80ZM147 44H148V45H147ZM155 44H156V42H155ZM163 44H164V43H163ZM29 45H30V44H29ZM48 45H49V43H48ZM66 45L68 46V43H66ZM82 45H83V44H82ZM82 45H80V46H82ZM134 45H136V46L139 45L140 47H138V48H139L140 50H141V49H144V50L147 51V52H146V51L144 52V50H143V51L141 50L142 54H143V52H144V53H151V54H150L151 56L149 55L150 58L147 57V59L149 58V61L146 59L147 61H144V62H143V60H145V59H144V58H143V59L141 58V57H142V54H141V57L138 55V56L140 57L141 60L139 59V57H138V59H139V60H138V59H135V58H137V57H135V56H133L134 59H131L132 56H128V54H129L130 52H133V51H132V50H134L133 48L136 47V46H134ZM150 45H154V44H151V43H150ZM156 45H157V44H156ZM156 45H155V46H156ZM167 45H168V44H167ZM173 45H175V44H172V47H169V46H168V48H173V50H171L170 53H173V54L175 55L176 51L174 50V47H175V46L177 47V45H175V46H173ZM199 45H200V44H199ZM24 46H25V45H24ZM43 46H45V44H43ZM46 46H47V44H46ZM51 46H52V45L50 44V48H51ZM60 46H63V45H60ZM64 46H65V45H64ZM85 46H86V45H85ZM102 46H104V47H103L104 49L102 48ZM146 46H148V49L150 50V52H149V50L147 49ZM180 46H181V47H180ZM187 46H188V47L190 46L189 48H190V50H191V46H192V44L190 43V45L188 44ZM196 46H198V45H196ZM7 47H8V46H7ZM57 47H58V46H57ZM69 47H70V46H69ZM132 47H133V48H132ZM142 47H143V48H142ZM158 47H160V46H158ZM163 47H165V49H164V53H165V52H166V51H165V50H166V46H163ZM163 47H162V48H163ZM188 47H186L187 50L189 49ZM1 48H2V47H1ZM25 48H26V47H25ZM44 48H45V47H44ZM50 48H49V49H50ZM62 48H63V47H62ZM70 48H71V47H70ZM101 48H102V49H101ZM118 48H119V49H118ZM162 48H161V50H162ZM186 48H184V49H186ZM194 48H193V49H194ZM197 48H198V47H197ZM200 48H201V47H199L198 49H200ZM7 49H9V48H7ZM17 49H19V48L17 47L16 50H17ZM59 49L61 50V48H59ZM59 49H57L56 51L59 52V51H60ZM63 49H65V51H66V50L68 51V49H66L65 47H64ZM80 49H81V48H80ZM90 49H91V48H90ZM90 49H89V50H90ZM153 49H154V50H153ZM193 49H192V50H193ZM51 50H52V49H51ZM76 50H77V49H75V51H76ZM119 50H120V51H119ZM121 50H122V51H121ZM158 50L161 51L160 49H158ZM158 50H157V51H158ZM176 50L178 51V53H181L180 50H178V49H176ZM202 50H203V49H202ZM2 51H4V50L2 49ZM19 51H20V50H19ZM21 51H22V50H21ZM21 51H20V52H21ZM23 51H24V48H23ZM48 51H49V50H48ZM61 51L64 52L63 50H61ZM77 51H78V50H77ZM105 51L108 52V53H107L108 55L106 54ZM136 51H137V53H140V51H138V50H136ZM152 51H154V55H152ZM157 51H156V52H157ZM169 51H170V50H167V53H168ZM195 51H196L197 53H199L198 50H197L196 48H195ZM199 51H200V50H199ZM8 52H9V51H8ZM20 52H19V53H20ZM58 52H54V53H53V51H51V55L54 56V54H56V53H58ZM71 52H72V49H71L70 52H68V55H69V53H71ZM104 52H105V53H104ZM120 52H121V55H122V56L119 55ZM174 52H175V53H174ZM202 52L204 53V51H202ZM205 52H206V51H205ZM1 53H4V52H1ZM17 53H18V51H17ZM49 53H50V52H49ZM52 53H53V54H52ZM164 53H163V54H164ZM170 53H169V54H170ZM192 53H194V52H192ZM192 53H191V54H192ZM200 53H201V51H200ZM203 53H202V54H203ZM9 54H10V57H11L12 55H11L10 52H9ZM47 54H48V53H47ZM59 54H60V53H59ZM94 54H93V55H94ZM187 54H188V52H187ZM51 55H50V56H51ZM62 55H63V54H62ZM68 55H67V56H68ZM88 55H91V54H88ZM88 55H87V56H88ZM118 55H119V56H118ZM158 55L160 56L161 54H160V53H159V54L157 53V56H158ZM164 55H165V54H164ZM180 55H181V54H180ZM182 55H185V56H186V53H184V54L182 53ZM1 56H3V54L0 55V57H1ZM39 56H40V54H39ZM52 56H51V57H52ZM64 56H65V55H64ZM115 56L119 57L118 60H117V57L115 58ZM120 56H121V57H120ZM185 56H183L184 59H185ZM188 56H189V54L187 55V57H188ZM54 57H55V56H54ZM88 57H89V56H88ZM128 57L130 58L129 60H127ZM190 57H191V56H190ZM207 57H209V55H208ZM207 57H206V54H205V59H203V60H206ZM210 57H211V58H208V59H210L211 61L209 60V62H207V67H209L210 65H212V62L215 61V60H212V59H213L212 56H210ZM2 58H3V57H2ZM5 58H6V57H5ZM5 58H4V59H5ZM49 58H50V57H49ZM61 58H62V57H61ZM67 58H68V57H67ZM69 58H70V60H71L73 57H72V58L69 57ZM145 58H146V57H145ZM173 58H174V57H173ZM180 58H181V57H180ZM6 59H8V58H6ZM11 59H12V58H11ZM13 59H14V58H13ZM50 59H51V58H50ZM57 59H58V58H57ZM62 59H63V60L60 59V61H61L62 63H63V62L67 63V67H68V65L70 66V64H68V62H67V60H66L65 58H62ZM115 59H116L117 61H116V62H113V61H115ZM193 59H194V58H193ZM64 60H65V61H64ZM132 60H133V61H132ZM153 60H154V59H153ZM180 60H183V59L181 58ZM186 60H187V59H186ZM195 60H196V59H195ZM203 60H202V63H201V64H203V62H204ZM2 61H3V60H2ZM7 61H8V60H7ZM88 61H89V60H88ZM122 61H124V60H122ZM122 61H121V62H122ZM140 61H141V62H140ZM171 61H173V60H171ZM178 61H179V60H178ZM191 61H193V62H197L198 59H197V61H194V60H191ZM206 61H208V60H206ZM0 62H1V61H0ZM14 62H15V60H14ZM19 62H20V61H19ZM71 62H72V61H71ZM71 62H70V63H71ZM91 62H92V61H91ZM93 62H94V61H93ZM112 62H113L114 64H113ZM142 62H143V64H142L141 67H140V63H142ZM210 62H211V64H209ZM1 63H2V62H1ZM3 63L5 64V62H3ZM3 63H2V65H3ZM62 63H60V64H62ZM84 63H85V62H84ZM100 63H101V64H99V65L102 67V61H100ZM123 63H124V62H122V65H123ZM176 63H177V62H176ZM197 63H198V64H197ZM197 63H195L194 65H190V66H193V67L195 68L197 65H199L200 61L197 62ZM15 64H16V63H15ZM15 64H14V65H15ZM63 64H64V63H63ZM72 64H73V62H72ZM88 64H89V63H88ZM165 64H166V63H165ZM177 64H178V63H177ZM41 65H42V64H41ZM74 65H75V64H74ZM97 65H98V64H97ZM107 65H106V66H107ZM110 65H108L107 67H109ZM116 65H117V63H116ZM118 65H119V64H118ZM127 65H128V64H127ZM143 65H144V66H143ZM146 65H147V64H146ZM148 65H147V67H148ZM161 65H162V64H161ZM161 65L158 66V67L161 68ZM195 65H196V66H195ZM204 65H206V64H204ZM208 65H209V66H208ZM43 66H44V65H43ZM111 66H110V68H111ZM119 66H120V65H119ZM130 66H131V65H130ZM136 66H137V68L140 67L141 69H140V68L137 69ZM156 66H157V65H156ZM15 67H16V66H15ZM38 67H40V66H38ZM73 67H74V66H73ZM96 67H97V66H96ZM98 67H99V66H98ZM120 67H121V66H120ZM122 67H124V66H122ZM125 67H126V66H125ZM127 67H128V66H127ZM199 67H200V66H199ZM201 67L203 68V65H201ZM9 68L11 69V68H14V67L12 66V67H9ZM42 68H43V67H42ZM75 68H76V67H75ZM99 68H100V67H99ZM130 68H131V67H130ZM130 68H129V69H130ZM175 68H176V67H175ZM1 69H2V70H1ZM1 69H0V70L3 71V68H1ZM5 69H6V68H5ZM7 69H8V68H7ZM45 69H46V68H45ZM112 69H113V68H112ZM121 69H122V68H121ZM126 69H127V68H126ZM126 69H125V71H127ZM205 69H207V68L205 67ZM14 70H15V69H14ZM28 70H29V69H28ZM103 70H102V71H103ZM136 70H138L139 73H137ZM149 70H150V69H149ZM149 70H148V71H149ZM158 70H159V68H157L156 71H158ZM174 70H175V69H174ZM176 70H178V69H176ZM5 71H8V70H4V72H5ZM10 71H11V72H14V71H12V69H11ZM16 71H17V70H16ZM18 71H19V70H18ZM94 71H96V70H94ZM102 71H101V73H102V74H105V72L103 73ZM106 71H109V70H106ZM110 71H112V70H110ZM128 71H129V70H128ZM130 71H131V69H130ZM156 71H153V69H152L151 72L154 73V72H156ZM77 72H78V71H76V73H77ZM96 72H97V71H96ZM119 72H121V71H119ZM133 72H132V73H133ZM151 72H150V74H151ZM72 73H73V72H72ZM74 73H75V72H74ZM90 73H91V72H90ZM92 73H95V72H92ZM98 73H99V72H98ZM98 73H97V74H98ZM109 73H110V72H109ZM136 73H137V74H136ZM0 74H1V73H0ZM5 74H7V72L4 73V75H5ZM158 74H159V73H158ZM120 75H121V73H120ZM128 75H129V74H128ZM0 76H1V75H0ZM2 76H3V74H2ZM7 76H8V75H7ZM107 76H108V75H107ZM110 76H111V75H110ZM149 76H150V75H149ZM8 77H10V76H8ZM8 77H6L7 80H8ZM42 77H43V76H42ZM129 77H130V76H128V78H129ZM134 77H135V76H134ZM145 77H147V76L145 75ZM6 78H4V81H5ZM136 78H137V77H136ZM152 78H153V76H152V77L150 76V79H152ZM158 78H159V77H158ZM45 79H46V78H45ZM68 79H69V78H68ZM143 79H144V78H143ZM148 79H149V78H148ZM150 79H149V80H150ZM46 80H47V79H46ZM69 80H70V79H69ZM133 80H134V79H133ZM139 80H138V82H139ZM146 80H147V79H146ZM153 80H154V79H153ZM0 81H1V77H0ZM10 81H11V80H10ZM10 81H9V82H10ZM88 81H89V80H88ZM129 81H130V79H129ZM131 81H132V80H131ZM134 81L136 82V80H134ZM1 82H2V81H1ZM56 82H57V81H56ZM103 82H104V81H103ZM103 82H102V83H103ZM132 82H133V81H132ZM135 82H134V83H135ZM6 83H7V82H6ZM104 83H105V82H104ZM104 83H103V84H104ZM136 83H137V82H136ZM7 84H8V83H7ZM10 84H11V83H10ZM135 85H136V84H135ZM5 86H6V85H5ZM5 86H4V85H1V87H5ZM22 86H23V85H22ZM22 86H21V87H22ZM40 86H42V85H40ZM1 87H0V89L2 90ZM10 87H11V86H10ZM10 87H8V88H10ZM5 88H6V87H5ZM5 88H4V89H5ZM22 88H23V87H22ZM47 89H48V88H47ZM5 90H6V89H5ZM23 90H24V89H23ZM26 90H27V89H26ZM43 90H46V89H43ZM86 90L88 91V90H91V89H86ZM87 91H86V92H87ZM0 92L2 93V91H0ZM16 92H17V91H16ZM28 92H29V91H28ZM88 92H89V91H88ZM19 93H20V92H19ZM44 93H45V92H44ZM5 94H6V91H5ZM11 94H12V93H11ZM11 94H10V95L8 94V95L11 96ZM52 94H53V93H52ZM0 95H1V94H0ZM47 95H49V92H48ZM95 95H96V92H95ZM131 95H133V94H131ZM139 95H140V94H139ZM51 96H52V95H50L49 97H51ZM54 96H55V94H54ZM116 96H117V95H116ZM125 96H126V95H125ZM23 97H24V96H22V98H23ZM37 97H38V95H37ZM40 97H41V96H40ZM43 97H44V96H43ZM45 97H46V96H45ZM129 97H131V96H129ZM135 97H136V96H135ZM2 98H3V97H2V95H1L0 102H1V100H3ZM4 98H5V96H4ZM25 98L27 99V97H25ZM30 98H31V97H30ZM41 98H42V97H41ZM96 98H97V96H96ZM115 98H116V97H115ZM123 98H124V97H123ZM127 98H128V96H127ZM138 98H139V97H137V100H138ZM6 99H7V98H6ZM47 99H48V98H47ZM128 99H129V98H128ZM130 99H131V98H130ZM29 100H30V99H29ZM78 100H79V99H78ZM86 100H87V99H86ZM99 100H100V99H99ZM177 100H178V99H176V101H177ZM4 101H5V100H3V103H4ZM7 101L9 102V100H7ZM43 101H44V99H43ZM46 101H47V100H46ZM46 101H44V103H45ZM73 101H75V100H73ZM73 101H72V102H73ZM90 101H91V100H90ZM128 101H129V100H128ZM130 101H131V100H130ZM130 101H129V103H130ZM135 101H136V100H134V102H135ZM11 102H12V101H11ZM27 102H28V101H27ZM30 102H31V100H30ZM30 102H29V103H30ZM41 102H42V101H41ZM134 102H133V100H132V103H134ZM127 103H128V102H127ZM127 103H126V104H127ZM129 103H128V104H129ZM136 103H137V102H136ZM141 103H142V102H141ZM141 103H140L139 106L137 105L139 108H138V107H135V108H137V110H138L137 113L142 112V110L139 111L140 106L142 105ZM156 103H157V101H156ZM7 104H8V103H7ZM7 104H6V105H7ZM68 104H71V103H68ZM113 104H115V103H113ZM126 104H125V105H126ZM178 104H180V103L178 102ZM0 105H1V104H0ZM3 105H4V104H3ZM21 105H22V104H21ZM25 105H26V104H25ZM29 105H30V104H29ZM41 105H42V104H41ZM54 105H56V104L54 103ZM134 105H135V104H134ZM134 105L132 104V106H134ZM144 105H145V104H144ZM147 105H148V103H147ZM147 105H145V106H147ZM12 106H13V105H12ZM52 106H53V105H52ZM71 106H72V104H71ZM86 106H87V105H86ZM6 107H7V106H6ZM26 107H27V106H26ZM26 107H25V108H26ZM30 107H31V105H30ZM67 107H70V106H66V108H67ZM87 107H88V106H87ZM117 107H118V106H117ZM120 107H122V106H120ZM123 107H124V105H123ZM187 107H188V106H187ZM28 108H29V107H28ZM56 108H57V106H56ZM59 108H60V107H59ZM91 108H92V107H91ZM95 108H96V107H95ZM125 108H126V106H125ZM125 108H124V110H125ZM128 108H130V107H128ZM142 108L144 109L145 107L142 106L141 109H142ZM167 108H168V107H167ZM183 108H184L183 110L185 111V106H184ZM6 109H8V107H7ZM33 109H35V108L33 107ZM46 109H48V108H46ZM46 109H44V112H46L47 117H44V116H46L45 114L42 115V116L40 115V118H41V119H42V117H44L43 119L49 118V109H48V111H45ZM51 109L54 110V111L56 112V114H57V110H59V109H56V110H55V108H54V109L51 108ZM61 109H63V108H61ZM70 109H71V107H70ZM72 109H73V108H72ZM72 109H71V111H72ZM96 109H97V108H96ZM150 109H151V107H150ZM179 109H180V107H179ZM188 109L191 110L190 108H188ZM188 109H187V110H188ZM21 110H24V109H21ZM21 110H19V111H21ZM26 110H27V109H26ZM30 110H31V109H30ZM65 110H66V109H65ZM117 110H118V109H117ZM120 110H121V108H119V111H120ZM126 110H127V108H126ZM134 110H135V109H134ZM145 110H146V109H145ZM189 110H188V111H189ZM14 111H15V110H14ZM27 111H28V110H27ZM27 111H26V113H27ZM31 111H32V110H31ZM31 111H30V112H31ZM35 111H36V113H38L39 110L36 109ZM35 111H33V112L35 113ZM42 111H43V110H42ZM42 111H41V113H42ZM60 111H61V110H60ZM73 111H74V110H73ZM163 111H164V110H163ZM165 111L167 112V110H165ZM184 111H183V112H184ZM193 111H194V107H193V109H192V112H193ZM15 112H16V111H15ZM21 112H23V111H21ZM21 112H20V113H21ZM39 112H40V111H39ZM58 112H59V111H58ZM62 112H63V111H62ZM121 112H122V111H120V113H121ZM134 112H135V111H134ZM143 112H144V111H143ZM185 112H186V111H185ZM192 112H191V115H192ZM23 113H24V112H23ZM23 113H22V114H23ZM31 113H32V112H31ZM36 113H35V114H36ZM50 113H51L50 116L52 117V120L55 121V118L58 119V116H59L58 114H57L58 116H56V114L53 113L52 111H51ZM65 113H67V112H65ZM125 113H126V112H125ZM195 113H196V111H195ZM195 113H194V115H195ZM22 114H21V115H22ZM32 114H33V113H32ZM32 114H31V115H32ZM35 114L32 115V116H35ZM63 114H64V113H63ZM139 114H140V113H139ZM139 114H138V115H139ZM144 114H145V112L143 113V115H144ZM27 115H28V113L25 114V115L23 114V116H21V117H22V120H23V117L25 118V120H23V121L27 122V124H28V120H27V119L32 120V119L34 118L33 120L35 121V117H33V118L31 119V116H27ZM29 115H30V114H29ZM52 115H53V116H52ZM65 115H66V114H65ZM67 115H68V114H67ZM122 115H123V114H122ZM141 115H142V114H141ZM141 115H140V117H141ZM152 115H153V114H152ZM196 115H197V114H196ZM14 116H16V115H14ZM25 116H27V117H25ZM62 116H63V115L61 114V117H59L60 119L57 120V121H60V123L57 122V123H59L60 125L62 124V119H63V118H64L63 121H66V120H65L66 116L63 117V118H62ZM86 116H87V115H86ZM123 116H124V115H123ZM127 116H128V115H127ZM127 116H126V117H127ZM69 117H70V116H69ZM87 117H88V116H87ZM87 117H86V118H87ZM137 117H138V116H137ZM154 117H155V116H154ZM156 117H157V116H156ZM160 117H161V116H160ZM61 118H62V119H61ZM107 118H108V117H107ZM128 118H129V117H128ZM130 118H131V117H130ZM16 119H18V118H16ZM38 119H39V117L36 119V123H35L36 125L38 124V123H37V120H38ZM41 119H40V121H42ZM108 119H109V118H108ZM119 119H122V120L120 121ZM119 119H115V121L113 120V121L115 122V123H113V124H115V127H116V124H117L116 122L119 120L118 123H119V122H122V124L119 125L120 128L122 127V125H123V128H125V126H124V124H125V125H127V127H130L129 129L126 127L128 130H130L131 128L134 129V127H132V125H134V124H133L132 121H129V119H128V121H129V123H132V125H130L129 123H126L125 120H127V119L123 120L124 117H123V118L120 117ZM135 119H136V118H135ZM139 119H140V118H139ZM167 119H168V116H167ZM46 120H47V119H46ZM46 120H44V121H46ZM154 120H156V118H154ZM154 120H153V121H154ZM173 120H174V119H173ZM192 120H193V119H192ZM192 120H191L190 122H193ZM194 120H195V118H194ZM19 121H20V117H19ZM44 121H42L43 124H44ZM68 121H69V120H68ZM111 121H112V120H110V122H111ZM123 121H124V122H123ZM133 121H134V120H133ZM136 121H137V120H136ZM136 121H135V122H136ZM139 121H140V120H139ZM150 121H152V119H151ZM156 121H157V120H156ZM159 121H160L161 123L163 122V125L161 126V124H160V122H159V125L157 124V125H158V130H157V127H156V126H155L156 129H155V127H153V126H150V123H149V125H148L147 123H146V126L144 125V128H147L149 132H148V131L146 132V129H144L142 126H138V127H142V128L145 130L144 132H145L146 134H148V133H151V134H152L153 132H155V134H154V136L156 135L155 138H158V137H161V136H162V137H163V138H162V142H163V144H164V142H166L165 139L167 138V137H166V136H167V135H166L167 133H166L165 135H164V133H162V135L160 134L161 136L158 135V137H157V134H158L159 132H161L162 130L165 131V129H164V127H165L164 125H165V124H167V123H169V124H170V123H173V125H174L173 127H175V124H174V122H172V121H171V122H168L169 120H165V119H161V118L159 119ZM25 122H24V123H25ZM30 122H31V121H30ZM38 122H39V121H38ZM92 122H93V125H95V124H94V123H95V120L92 121ZM106 122H107V121H106ZM145 122H146V121H145ZM145 122H144V123H145ZM157 122H158V121H157ZM157 122H156V123H157ZM188 122H189V121H188ZM194 122H195V121H194ZM194 122H193V123H194ZM46 123H47V121H46ZM65 123H67V125L69 126V129H70V125H69V124H71V121H70V122H65ZM98 123H99V122H98ZM144 123H143V124H144ZM193 123H192V124H193ZM2 124H4V123H2ZM2 124H1V125H2ZM20 124H21V122H20ZM43 124H42V125H43ZM54 124H55V123H54ZM59 124H58V125H59ZM99 124H100V127L102 128V129H100V130L103 131V128L105 127L106 123H105V125L102 124V123H99ZM128 124H129V126H128ZM138 124H139V125H140V124L142 125V123H138ZM153 124H154V122H153ZM153 124H152V125H153ZM169 124H167L166 126H169V127H170L171 124H170V125H169ZM192 124L190 125L191 128H192ZM195 124L197 125L196 122H195ZM15 125H18V124H15ZM55 125H57V124H55ZM67 125L64 124V122H63V125H62V126H63V127L65 126V130H66V126H67ZM84 125H85V124H84ZM86 125H87V124H86ZM86 125H85V126H86ZM90 125H91V124H90ZM90 125H89V126H90ZM93 125H92V126H93ZM97 125H98V124H97ZM97 125H95V127H98ZM107 125H108V124H107ZM107 125H106L105 128H107ZM136 125H137V123L135 124V128H136ZM178 125H179V123H178ZM180 125H181V124H180ZM180 125H179V126H180ZM188 125H189V124H188ZM196 125H195V126H196ZM19 126H20V125H19ZM34 126H35V125H34ZM47 126H48L47 129H50V128H49L50 126H49V125H47ZM113 126H114V125H113ZM148 126H150V128H151V127H152V128L150 129ZM159 126H160V127H159ZM181 126H182V125H181ZM181 126H180V127H181ZM190 126H189V127H190ZM4 127H5V128L7 129V131H8V128H9V127H7V126H4ZM26 127H27V126H26ZM31 127H32V126H31ZM63 127H62V128H63ZM81 127H83V125H82ZM93 127H94V126H93ZM108 127H111L110 123H109ZM171 127H172V125H171ZM173 127H172V128H173ZM189 127H188V128H189ZM27 128H28V127H27ZM29 128H30V127H29ZM42 128H43V127H42ZM59 128H60V127H59ZM62 128H61L60 130H62ZM72 128H74V127H72ZM105 128H104V130H105ZM142 128H141V133L143 132V129H142ZM161 128H162V129H161ZM165 128H168V127H165ZM172 128H169V129H172ZM176 128H177V126H176ZM183 128H185V127H182V129H183ZM33 129H34V127H33ZM37 129H39V128H37ZM52 129H53V126H52ZM78 129H79V128L77 127L76 130L78 131ZM80 129H81V128H80ZM85 129H88V127L86 126ZM85 129H83V131H86ZM127 129H123V130H127ZM153 129H154V130H153ZM31 130H32V129H31ZM58 130H59V129H58ZM58 130H57V131H58ZM60 130H59V131H60ZM74 130H75V129H74ZM100 130L98 129L97 131H100ZM134 130H135V129H134ZM139 130H140V128L138 129V131H139ZM152 130H153V132H152ZM167 130H168V129H167ZM167 130H166V131H167ZM184 130H186V128L183 129L182 131H184ZM188 130H189V129H188ZM3 131H4V130H3ZM7 131H6V132H7ZM80 131H81V130H80ZM83 131H81V133H82ZM87 131H88V130H87ZM120 131H121V130H120ZM120 131H118V132H120ZM173 131H174V130H172V132H173ZM190 131H191V129H190ZM0 132H2V131H0ZM45 132H46V131H45ZM45 132H44V133H45ZM68 132H69V131L67 130V133H68ZM73 132H75V131H73ZM73 132H72V133H73ZM78 132H79V131H78ZM134 132H135V131H134ZM134 132H133V133H130L131 137H132V135L134 134ZM136 132H137V131H136ZM157 132H158V133H157ZM186 132H187V133H186ZM186 132H185V133L188 135V132H189V131H186ZM3 133H4V132H3ZM22 133H24V132H22ZM41 133H43V132H41ZM46 133H47V132H46ZM65 133H66V132H65ZM88 133H89V131H88ZM88 133H87V134H88ZM178 133H179V132H177L176 134L178 135ZM189 133H190V132H189ZM191 133H192V132H191ZM7 134H8V133H7ZM7 134H6V135H7ZM10 134H11V133H10ZM55 134H56V132H55ZM83 134H84V132H83ZM118 134H119V133H118ZM146 134H145V135H146ZM171 134H172V133H171ZM50 135H51V134H50ZM53 135H54V134H53ZM88 135H90V134H88ZM102 135H103V134H102ZM121 135H122L121 137H123V139L126 138V137H124L126 134H124V135L121 134ZM127 135L129 136V134H127ZM135 135H136V134H135ZM173 135L175 136V134H173ZM179 135H180V134H179ZM181 135L186 136L185 134H181ZM12 136H14V135H12ZM12 136H11V137H12ZM24 136H26V135H24ZM38 136H39V135H38ZM47 136H49V135H47ZM133 136H134V135H133ZM149 136H150V134L147 135L148 138L151 137V136H150V137H149ZM152 136H153V135H152ZM154 136L152 137V139L154 138ZM170 136H171V135H170ZM192 136H193V134H192ZM220 136H221V135H220ZM4 137H5V135H4ZM6 137H7V136H6ZM11 137L9 138V134H8V138H9V139H12ZM31 137H32V135H31ZM45 137H46V136H45ZM52 137L54 138V136H52ZM57 137H58V135H57ZM85 137H86V136H85ZM118 137H119V136H118ZM118 137H117L116 139H118ZM164 137H166V138H164ZM209 137H210V136H209ZM223 137H224V136H223ZM254 137H255V136H254ZM256 137H257V136H256ZM2 138H3V137H2ZM35 138H36V136H35ZM103 138H104V137H103ZM140 138L142 139L141 141H143L144 138H142V136H141ZM140 138H139V139H140ZM182 138H183V137H182ZM4 139H5V138H4ZM15 139H16V137H15ZM31 139H32V138H31ZM100 139H102V136H101ZM134 139H135V138H134ZM177 139H178V138H177ZM184 139H185V138H184ZM184 139H183V140H184ZM13 140H14V139H13ZM150 140H151V138H150ZM163 140H164V141H163ZM166 140H167V139H166ZM221 140H222V139H221ZM221 140H220V141H221ZM226 140H227V139H226ZM4 141H5V140H4ZM51 141H52V140H51ZM89 141H91V140H89ZM97 141H98V140H97ZM108 141H109V140H108ZM141 141H140V142H141ZM152 141L155 142L154 139H153ZM170 141H171V140L168 139L167 142L169 143ZM173 141H175V139H174ZM222 141H223V140H222ZM227 141H228V140H227ZM254 141H255V140H254ZM6 142H8V141H6ZM6 142H5V143H6ZM11 142H12V140H11ZM30 142H31V141H30ZM48 142H49V141H48ZM77 142H78V141H77ZM99 142H100V141H99ZM99 142H96V143L99 144ZM114 142H115V140H114ZM118 142H119V139H118V141L116 142V144H117ZM121 142H122V140L120 139V143H121ZM143 142H144V141H143ZM243 142H248V140L246 141V139H245V140H243ZM2 143H3V142H2ZM2 143L0 142V144H2ZM16 143L19 144L18 142H16ZM73 143H74V142H73ZM96 143L94 142V144H96ZM120 143H118V144H120ZM122 143L124 144V142H122ZM133 143H134V142H133ZM144 143H145V142H144ZM144 143H143V144H144ZM156 143H159V142H156ZM168 143H165L167 146H164V147H170V146L172 145V144H169V145H168ZM170 143H171V142H170ZM191 143H192V142L190 141V144H191ZM44 144H46V143H44ZM57 144H58V143H57ZM84 144H85V143H84ZM90 144H91V143H90ZM90 144H89V145H90ZM100 144H101V143H100ZM100 144H99V145H100ZM109 144H110V143H109ZM109 144H108V145H109ZM118 144H117V145H118ZM134 144H135V143H134ZM138 144H139V143H138ZM161 144H162V143H161ZM187 144H188V143H187ZM13 145L15 146L14 142H13ZM46 145L49 146L50 144H46ZM55 145H56V144H55ZM75 145H77V144L75 143ZM75 145H74V146H75ZM78 145H79V144H78ZM99 145H98V146H99ZM121 145H122V144H121ZM141 145H142V143H141ZM147 145H148V142H147ZM147 145H146V147H147ZM188 145H189V144H188ZM188 145H187V146H188ZM217 145H218V144H217ZM219 145H220V143H219ZM219 145H218V146H219ZM42 146H43V144H42ZM58 146H59V144H58ZM80 146H81V145H80ZM113 146H114L115 148L117 147L115 144H114ZM132 146H134V145L132 144ZM142 146H143V145H142ZM149 146H150V145H149ZM160 146H161V145H160ZM176 146H177V147H176ZM176 146L173 145L172 148H171V150H174L173 147H176V149L179 148V145H178V144H176ZM200 146H201V145H200ZM22 147H23V146H22ZM22 147H21V148H22ZM35 147H36V146H35ZM50 147H51V150H52V148H54V147H52V146H50ZM60 147H61V146H60ZM82 147H83V146H82ZM88 147H89V146H88ZM99 147H100V146H99ZM114 147H113V148H114ZM137 147H139V146H136V148L133 147V151H134V148H135V149H138ZM189 147H190V146H189ZM189 147L187 148V150H189ZM196 147H197V146H196ZM214 147H215V146H214ZM12 148H13V146H12ZM15 148H16V147H14L13 149H11V152H12V150H15ZM18 148H20V147H18ZM26 148H27V147H26ZM32 148H34V147H32ZM37 148L40 149V147H37ZM37 148H36V149H37ZM67 148H68V147H67ZM84 148L86 149L85 146H84ZM90 148H91V146H90ZM92 148H93V146H92ZM95 148H97L96 145H95ZM100 148H101V147H100ZM102 148H103V146H102ZM119 148H120V146H119ZM142 148H144V147H142ZM142 148H141V146H140V149H141V150H142ZM147 148H148V147H147ZM158 148H160V150L163 149L162 146L159 147V145H158ZM218 148H219V147H218ZM23 149H24V148H23ZM23 149H20V151L23 150ZM41 149H43V148L41 147ZM46 149H47V148H46ZM46 149H43V150H46ZM48 149H49V148H48ZM55 149H56V148H55ZM55 149H53V150H55ZM58 149H59V147H58ZM69 149H71V148L69 147ZM77 149H78V147H77ZM79 149H80V148H79ZM87 149H88V148H87ZM144 149H145V148H144ZM150 149H151V148H150ZM168 149H169V148H168ZM168 149H167V150H168ZM215 149H217V148H215ZM2 150H3V149H2ZM2 150H1V151H2ZM4 150H6V149H4ZM16 150H19V149L16 148ZM28 150H29V149H28ZM34 150H35V149H34ZM49 150H50V149H49ZM56 150H57V149H56ZM61 150H62V149H61ZM65 150H66V149H65ZM71 150H72V149H71ZM73 150H74V149H73ZM73 150H72V152H73ZM122 150H123V148H122ZM145 150H146V149H145ZM167 150H166V151H167ZM1 151H0V152H1ZM25 151H26V149H25ZM63 151H64V150H63ZM67 151H68V149L66 150V152H67ZM101 151H102V150H101ZM136 151H137V150H136ZM138 151H139V150H138ZM148 151H149V150H148ZM150 151H151V150H150ZM166 151H164V152H166ZM174 151H176V150H174ZM180 151H181V150H180ZM14 152H16V151H14ZM18 152H19V151H18ZM18 152H16V153H17L16 155H18ZM29 152H31V151H29ZM33 152H34V151H33ZM36 152H37V151H36ZM78 152H79V151H78ZM86 152H87V150H86ZM88 152H89V149H88ZM102 152H103V151H102ZM120 152H122V151L120 150ZM144 152H145V151H144ZM168 152H169V151H168ZM4 153H5V152H3V154H4ZM21 153H22V151L20 152V154H21ZM26 153H27V152H26ZM26 153H25V155H26ZM34 153H35V152H34ZM45 153H46V152H45ZM59 153H60V150H59L58 154H59ZM61 153H62V156H60V158H63V156L66 155V154H65V153L63 154V152H61ZM73 153H74V152H73ZM83 153H84V150H83ZM83 153H82V155H83ZM110 153H111V154H110ZM110 153H109L110 155H113L112 152H110ZM138 153H139V152H138ZM166 153H167V152H166ZM174 153H175V152H174ZM1 154H2V153H1ZM11 154H13V153H11ZM20 154H19V155H20ZM55 154H56V152H55ZM143 154H144V153H143ZM169 154H171V152H169ZM220 154H221V151H220ZM6 155H8V154H5V156H4V155H3V156L6 158V157H7ZM13 155H15V153H14ZM16 155H15V156H16ZM29 155H32V154L30 153ZM29 155H28V156H29ZM44 155H45V154H44ZM52 155H53V154H52ZM56 155H57V154H56ZM200 155H201V154H200ZM200 155H199V156H200ZM26 156H27V155H26ZM35 156H38V155H35ZM50 156H51V155H50ZM57 156H58V155H57ZM71 156H72V155H71ZM140 156H142V152H141ZM151 156H152V154H151ZM177 156H178V155H177ZM24 157H25V156H24ZM76 157H77V154H76ZM101 157H102V155H101ZM101 157H100V158H101ZM107 157H108V156H107ZM109 157H110V156H109ZM169 157H170V156H169ZM182 157H183V155H182ZM182 157H181L180 159H182ZM185 157H186V159H189L187 156H185ZM189 157H190V156H189ZM215 157H216V156H215ZM217 157H218V155H217ZM5 158L3 159V157H2V160H3V161L1 160V162H3V163H2V166L5 165L6 168H5V166H3V167H4L5 169H7V167L10 168V166H9V163H8V164L4 163V160L6 161V159H8V158H6V159H5ZM15 158H16V157H15ZM17 158H19L18 161H20V162L22 161V160H20V159H21L20 157H17ZM33 158H35V157H33V155H32V159H33ZM56 158H58V157H55V159H56ZM60 158H59V161L61 162ZM70 158H71V157H70ZM110 158H112V157H110ZM149 158H150V157H149ZM191 158H192V157H191ZM0 159H1V155H0ZM22 159H23V158H22ZM35 159H36V158H35ZM64 159L66 160V158H64ZM101 159H103V157H102ZM101 159H100V160H101ZM150 159H151V158H150ZM150 159H149V160H150ZM164 159H165V158H164ZM25 160H26V157H25ZM30 160H31V159H30ZM30 160H29V163L31 162ZM73 160H74V159H73ZM76 160H77V159H76ZM103 160H104V159H103ZM103 160H102V161H103ZM149 160H148V161H149ZM174 160H175V159H174ZM177 160H178V159H177ZM12 161H13V159H12ZM14 161H16V159H15ZM54 161H55V160H54ZM59 161H58V162H59ZM77 161H79V160H77ZM160 161H161V160H160ZM167 161H168V159H167ZM175 161H176V160H175ZM186 161H187V160H186ZM191 161H192V160H191ZM7 162H9V161L7 160ZM20 162H18V163H19V166H20ZM23 162H24V160H23ZM60 162H59V163H60ZM65 162H66V161H64V163H65ZM79 162H80V161H79ZM95 162H96V161H95ZM95 162H94V166H95L96 163H98L99 161H97L96 163H95ZM165 162H166V161H165ZM168 162H169V161H168ZM243 162H244V161H243ZM12 163H13V162H12ZM16 163H17V162H16ZM18 163H17V164H18ZM64 163H63V164H64ZM81 163H82V162H81ZM100 163L103 164L104 162H100ZM149 163H150V162H149ZM149 163H148V164H149ZM172 163H173V162H172ZM172 163H170V164H172ZM184 163H185V162H184ZM187 163L189 164L188 161H187ZM191 163H192V162H191ZM33 164H34V163H33ZM56 164H57V163H56ZM77 164H78V163H77ZM82 164H83V163H82ZM101 164H100V165H101ZM168 164H169V163H167V165H168ZM7 165H8V166H7ZM30 165H31V163H30ZM35 165H36V164H35ZM35 165H34V167H36ZM83 165H85V168L87 167L86 164H83ZM97 165H98V164H97ZM172 165H174V164H172ZM181 165H182V163H181ZM242 165H243V164H242ZM2 166H1V168H0V175H1V172L3 173V171H5V169H3ZM22 166H23V165H22ZM24 166H25V165H24ZM27 166H28V165H27ZM61 166H62V165H61ZM174 166H175V165H174ZM176 166H177V168L179 167V166H178V163L176 164ZM243 166H244V165H243ZM243 166L241 167L242 169H244ZM41 167H42V166H41ZM91 167H93V166L91 165ZM14 168H15V165H14ZM21 168H22V167H21ZM27 168H28V167H27ZM88 168H89V167H88ZM93 168H94V167H93ZM1 169H2V170H1ZM16 169H17V168H16ZM24 169H25V167H24ZM30 169H31L30 171H32L33 166H32ZM34 169H35V168H34ZM34 169H33V173H34ZM37 169H38V168H37ZM39 169H40V167H39ZM41 169H42V168H41ZM75 169H76V168H75ZM91 169H92V168H91ZM109 169H110V168H109ZM109 169H108V170H109ZM151 169H152V168H151ZM172 169H173V168H172ZM7 170H8V169H7ZM7 170H6V172H7ZM10 170H11V168L9 169V171H10ZM28 170H29V169H28ZM103 170H104V169H103ZM142 170H143V169H142ZM144 170L146 171V169H144ZM161 170H162V169H161ZM17 171H18V170H17ZM20 171H22V169H21ZM30 171H29V172H30ZM35 171L37 172L38 170H35ZM39 171H41V170H39ZM150 171H152V170H150ZM174 171H176V170H174ZM29 172H28V174H29ZM62 172H63V171H62ZM161 172H162V171H161ZM7 173H9V172H7ZM22 173H23V172H22ZM37 173H38V172H37ZM151 173H152V172H151ZM240 173L242 174V172H240ZM3 174H5V172H4ZM3 174H2V175H3ZM28 174H27V175H28ZM69 174H70V173H69ZM139 174H140V173H139ZM141 174H142V171H141ZM182 174H183V173H182ZM248 174H249V173H248ZM11 175H12V174H11ZM32 175H33V174H32ZM32 175H31V176H32ZM34 175H35V174H34ZM77 175H78V174H77ZM77 175H76V176H77ZM153 175H154V174H153ZM177 175H178V174H177ZM3 176H5V175H3ZM3 176H2V178H1L0 180H3V179L6 180L5 177L3 178ZM18 176H20V175H17L16 177H18ZM31 176H30V177H31ZM37 176H38V175H37ZM42 176H43V174H42ZM138 176H139V175H138ZM141 176H142V175H141ZM12 177H14V175H13ZM16 177H15V179H16ZM20 177H21V176H20ZM22 177H23V175H22ZM32 177H33V176H32ZM65 177H66V176H65ZM72 177H73V176H72ZM97 177H98V176H97ZM102 177H103V176H102ZM147 177H149V176H147ZM147 177H146V178H147ZM185 177L187 178V176H185ZM9 178H11V177H9ZM33 178H34V177H33ZM39 178H40V175H39ZM73 178H74V177H73ZM138 178H139V177H138ZM179 178H181V177H179ZM18 179H19V177H18ZM28 179H29V178H28ZM28 179H26V180H28ZM31 179H32V178H31ZM98 179H99V178H98ZM134 179H135V178H134ZM139 179H142V177L139 178ZM175 179H176V178H175ZM183 179H184V178H183ZM192 179H193V177H192ZM10 180H11V179H10ZM13 180H14V179H13ZM37 180H38V178H37ZM72 180H73V179H71V182H72ZM78 180H79V177H78ZM92 180H93V179H92ZM94 180H95V179H94ZM100 180H101V179H100ZM176 180H177V179H176ZM185 180H186V179H185ZM188 180H189V179H188ZM193 180H194V179H193ZM16 181H17V180H16ZM16 181H15V183H16ZM21 181H23V178L21 179ZM28 181H29V180H28ZM38 181H39V180H38ZM98 181H99V180H98ZM102 181L104 182V180H102ZM36 182H37V181H36ZM58 182H59V181H58ZM69 182H70V181H69ZM71 182H70V183H71ZM88 182H89V183H88ZM95 182H97V181L95 180ZM142 182H143V181H142ZM190 182H191V181H190ZM193 182H194V181H193ZM2 183H5V182L2 181ZM15 183H14V184H15ZM17 183H18V182H17ZM17 183H16V184H17ZM22 183H25V181L22 182ZM37 183H38V182H37ZM51 183H52V182H51ZM70 183H69V185H70ZM86 183H87L88 186H89V184L91 183V181L88 180V181H86ZM86 183H85V184H86ZM101 183H102V182H101ZM104 183H105V182H104ZM104 183H103V185H104ZM131 183H134V182H131ZM18 184H19V183H18ZM32 184H33V183H32ZM54 184H55V183H54ZM59 184H60V182H59ZM63 184H65V182H64ZM72 184H73V183H72ZM78 184L80 185L79 182H77V185H78ZM93 184H94V183H93ZM93 184H91L90 186H93ZM214 184H215V183H214ZM24 185H25V184H24ZM95 185H96V184H95ZM95 185H94V186H95ZM134 185H135V184H134ZM14 186H15V185H14ZM14 186H13V187H14ZM17 186L19 187L20 185H17ZM28 186H29V185H28ZM31 186H32V185H31ZM31 186H29V187H31ZM52 186H53V184H52ZM75 186H76V185H75ZM197 186H198V185H197ZM15 187H16V186H15ZM18 187H16V190H17ZM35 187H37V185H34L33 188L35 189ZM55 187H56V186H55ZM100 187H101V186H100ZM100 187H99V188H100ZM1 188H2V187H1ZM9 188H10V187H9ZM20 188H21V186H20ZM38 188H39V187H38ZM38 188H37V189H38ZM76 188L78 189L77 186H76ZM2 189L5 190L4 187H3ZM12 189H13V188H12ZM12 189H11V190H12ZM21 189H22V188H21ZM26 189H27V187H26ZM26 189H24V190H26ZM37 189L34 190V191H37ZM68 189H70V188H68ZM97 189H98V188H97ZM97 189H96V190H97ZM11 190H10V191H11ZM24 190L22 189V191H24ZM73 190H74V189H73ZM80 190H82V189H80ZM220 190H221V189H220ZM14 191H15V190H14ZM14 191H13V192H14ZM59 191H60V190H59ZM64 191L66 192L65 189H64ZM84 191H85V190H84ZM94 191H95V190H94ZM97 191H98V190H97ZM111 191H112V190H111ZM222 191H223V189H222ZM13 192H11V194H13ZM18 192H19V191H18ZM20 192H21V190H20ZM31 192H32V191H31ZM31 192H30V193H31ZM98 192H100V191H98ZM3 193H4V192H3ZM5 193H6V192H5ZM14 193H15L16 195L18 194V196L20 197V195H19L20 193H16V192H14ZM30 193H28V194H30ZM38 193H39V192H38ZM102 193H103V192H102ZM106 193H107V192H106ZM108 193H110V191H109ZM119 193H120V192H119ZM188 193H189V192H188ZM190 193H191V192H190ZM194 193H195V192H194ZM218 193H220V192H218ZM7 194H8V192H7ZM9 194H10V193H9ZM21 194H22V193H21ZM23 194H25V193H23ZM40 194H41V193H40ZM82 194H83V193H82ZM120 194H121V195H120V199H122L121 196H123V195H122V193H120ZM191 194H192V193H191ZM214 194H216V193H214ZM241 194H242V193H241ZM13 195H14V194H13ZM31 195H32V193H31ZM34 195H35V194H34ZM109 195L111 196V194H109ZM125 195H126V194H125ZM8 196H9V195H8ZM39 196H40V195H39ZM188 196H190V194H189ZM192 196H194V195H192ZM220 196H221V195H220ZM34 197H35V196H34ZM66 197H68L67 194H66ZM105 197H106V196H105ZM195 197H197V194H196ZM214 197H215V199H217V198H216L217 196H214V195H213L212 198H214ZM1 198H3V197H1ZM106 198H109V197L107 196ZM124 198H125V197L123 196V200H124ZM189 198H191V196H190ZM239 198H240V197H239ZM9 199H10V197H9ZM27 199H29V198H27ZM31 199H32V198H31ZM42 199H43V198H42ZM117 199H119V197H118ZM156 199H157V198H156ZM186 199H188V198H186ZM186 199H185V200H186ZM220 199H221V198H220ZM2 200H3V199H2ZM7 200H8V198H7ZM14 200H15V199H14ZM36 200H37V199H36ZM123 200H122V201H123ZM126 200H129V198H128V199L126 198ZM126 200H125V201H126ZM159 200H160V199H159ZM193 200H194V199H193ZM193 200H192V201H193ZM218 200H219V199H218ZM16 201H18V200H16ZM16 201H15V203H14L15 205L17 204ZM37 201H38V200H37ZM37 201H36V202H37ZM40 201H41V200H40ZM115 201H117V200H115ZM181 201H182V200H181ZM190 201H191V200H190ZM192 201H191V202H192ZM215 201H216V200H215ZM0 202H1V201H0ZM2 202H3V201H2ZM4 202H5V201H4ZM7 202H8V201H7ZM7 202H6V204H7ZM10 202H11V200H10ZM18 202H19V201H18ZM27 202L29 203V201H27ZM182 202H185V201L183 200ZM191 202H188V204L191 203ZM216 202H217V201H216ZM41 203H42V202H41ZM41 203H40V205H41ZM53 203H54V202H53ZM56 203H57V200H56ZM116 203H117V202H116ZM125 203L128 204L127 201H126ZM125 203H124V204H125ZM195 203H196V202H195ZM8 204H9V206L11 205L10 203H8ZM20 204H22V203H20ZM20 204H19V205H20ZM50 204H52V203H50ZM166 204H167V203H166ZM197 204H198V202H197ZM2 205L5 206L3 203H2ZM30 205H31V204H30ZM58 205H60L59 202H58ZM88 205H89V204H88ZM88 205H86V206L88 207ZM189 205L191 206L192 204H189ZM193 205H196V204H193ZM255 205H256V203H255ZM0 206H1V205H0ZM3 206H2L3 209L8 207V205H7V207H6V206L3 207ZM16 206H17V205H16ZM21 206H22V205H21ZM23 206H24V205H23ZM23 206H22V207H23ZM32 206H33V203H32ZM52 206L54 207V205H52ZM62 206H63V205H62ZM62 206H61V207H62ZM104 206H106V205L104 204ZM118 206H119V205H117V207H118ZM125 206H126V205H125ZM130 206H131V205H130ZM132 206H133V205H132ZM180 206H181V205H180ZM182 206H183V205H182ZM219 206L221 207V205H219ZM12 207H13V205H12L10 208H12ZM25 207H26V205H25ZM29 207H31V206H29ZM36 207H38V206H35V208H36ZM67 207H68V206H67ZM84 207H85V206H84ZM128 207H129V206H128ZM183 207H184V206H183ZM191 207H192V206H191ZM8 208H9V207H8ZM14 208H15V206H14ZM32 208H33V207H32ZM46 208H48V206H47ZM46 208H45V209H46ZM50 208L53 209L52 207H50ZM50 208H49V209H50ZM55 208H56V205H55ZM55 208H54V209H55ZM194 208H195V207H194ZM196 208H197V207H196ZM0 209H1V208H0ZM12 209H13V208H12ZM26 209H27V208H26ZM62 209H63V208H62ZM64 209H65V211H66V207H65V206H64ZM129 209H131V208L129 207ZM232 209H233V208H232ZM5 210H6V209H5ZM30 210H31V209H30ZM68 210H69V209H68ZM68 210H67V211H68ZM262 210H264V209H262ZM262 210H261V211H262ZM8 211H10V210L8 209ZM11 211H12V210H11ZM13 211H14V209H13ZM46 211H47V210H46ZM130 211H132V209H131ZM194 211H195V210H194ZM235 211H238V210H235ZM249 211H250V210H249ZM29 212H30V211H29ZM49 212H51V211H48V212H45V213L47 214V213H49ZM53 212H54V211H53ZM53 212H51V215H54V214H55V216H57V215L59 214L57 211H56V213L52 214ZM251 212H252V211H251ZM8 213H9V212H8ZM23 213H24V212H23ZM57 213H58V214H57ZM62 213H63V212H62ZM133 213L135 214V212H133ZM234 213H237V212H234ZM49 214H50V213H49ZM56 214H57V215H56ZM60 214H61V212H60ZM105 214H106V213H105ZM117 214H118V213H117ZM245 214H246V213H245ZM26 215H27V214H26ZM29 215H30V214H29ZM34 215H35V214H34ZM47 215H48V214H47ZM51 215H49V216H51ZM112 215H113V214H112ZM135 215H136V214H135ZM236 215H237V214H236ZM249 215H250V214H249ZM234 216H235V215H234ZM234 216H233V218H234ZM246 216H247V214H246ZM251 216H252V215H250V217H251ZM26 217H27V216H26ZM29 217H30V216H29ZM31 217H32V215H31ZM36 217H37V216H36ZM36 217H35V219H36ZM51 217H52V216H51ZM58 217H59V216H58ZM58 217H57V218H58ZM133 217H135V216H133ZM250 217L248 216V218H250ZM20 218H21V217H20ZM47 218H48V217H47ZM57 218H55V219H57ZM237 218L239 219V216H237L236 218L233 219L234 222H235V220H238ZM45 219H46V218H45ZM51 219L53 220L54 218H51ZM246 219H247V218H246ZM250 219H251V218H250ZM1 220H3V219H1ZM31 220H32V219H31ZM116 220H117V219H116ZM230 220H231V219H230ZM21 221H22V220H21ZM32 221H33V220H32ZM132 221H133V220H132ZM172 221H173V219H172ZM24 222H25V221H24ZM28 222H29V221H28ZM133 222H134V221H133ZM234 222L232 221V222H231V225H233ZM237 222H238V221H237ZM237 222H236V223H237ZM246 222H247V221H246ZM22 223H23V222H22ZM179 223H180V222H179ZM236 223H234V224L236 225ZM247 223H248V222H247ZM247 223H245V224L248 225ZM259 223L262 225L263 222L261 223V221H260ZM32 224H33V222H32ZM114 224L117 225L116 222H115ZM121 224H122V222H121ZM124 224H125V223H124ZM124 224H123V225H124ZM135 224H136V223H135ZM240 224H241V222H240ZM257 224H258V223H257ZM257 224H255L254 226H255L256 228H258V230H259L260 226H258L259 224H258V225H257ZM2 225H3V223H2ZM16 225H17V224H16ZM125 225H126V224H125ZM125 225H124V229H125ZM159 225H160V224H159ZM30 226H31V225H30ZM119 226H120V225H119ZM181 226L186 227V226H184V225H181ZM229 226H230V225H229ZM229 226H228V228H229ZM257 226H258V227H257ZM263 226H264V223H263ZM263 226H262V227H263ZM14 227H15V226H14ZM120 227H122V226H120ZM128 227H129V226H128ZM135 227H136V226H135ZM167 227H169V226L167 225ZM233 227H234V229H237V228H235L236 226H233ZM17 228H18V226H17ZM161 228H162V227H161ZM171 228H172V227H171ZM230 228H231V227H230ZM20 229H21V228H20ZM31 229H32V228H31ZM135 229H136V228H133V230H135ZM137 229H138V228H137ZM162 229H163V228H162ZM254 229H255V228H254ZM1 230H2V229H1ZM4 230H5V229H4ZM28 230H29V229H28ZM170 230H171V229H170ZM189 230H190V229H189ZM260 230H261V229H260ZM6 231H7V230H6ZM124 231H125V230H124ZM159 231H160V230H159ZM162 231H163V230H162ZM162 231H161V232H162ZM164 231H165V229H164ZM164 231H163V232H164ZM4 232H5V231H4ZM4 232L2 231V233H4ZM139 232H140V230H139ZM172 232H173V231H172ZM261 232H263V231H259V233H260L259 235H264V233L261 234ZM5 233H7V232H5ZM168 233H169V232H168ZM228 233H229V232H228ZM254 233H255V232H254ZM111 234H112V232H111ZM118 234H119V233H118ZM118 234H116V235H118ZM120 234H121V233H120ZM15 235H17V234H15ZM114 235H115V234H114ZM131 235H132V234H131ZM133 235H134V233H133ZM178 235H179V234L177 233V238H178ZM227 235H229V234H227ZM119 236H120V235H119ZM141 236H142V235H141ZM237 236H238V235H237ZM242 236H246V235L242 234ZM1 237H2V236H1ZM162 237H163V236H162ZM195 237H196V236H195ZM195 237H194V238H195ZM233 237H235V236L233 235ZM262 237H264V236H262ZM262 237H261V238H262ZM2 238H3V237H2ZM6 238H7V237H6ZM114 238H115V236H114ZM163 238H164V237H163ZM177 238H176V239H177ZM245 238H246V237H245ZM191 239H192V238H191ZM196 239H197V238H196ZM238 239H239V238H238ZM263 239H264V238H263ZM0 240H1V239H0ZM3 240H4V239H3ZM147 240H148V239H147ZM150 240H151V239H150ZM150 240H149V241H150ZM192 240H193V242H194L195 239H192ZM192 240H191V241H192ZM227 240H228V239H227ZM142 241H143V238H142ZM158 241H159V240H158ZM210 241H211V240H210ZM248 241H249V240H248ZM250 241H253V239H251ZM7 242H8V241H7ZM240 242H241V241H240ZM263 242H264V241H263ZM2 243H5V242H2ZM2 243H0V244H2ZM116 243H117V242H115V244H116ZM118 243H119V242H118ZM118 243H117V244H118ZM147 243H148V242H147ZM180 243H181V242H180ZM189 243H190V241H189ZM211 243H212V241H211ZM211 243H210V244H211ZM226 243H227V241H226ZM235 243H236V241H234V244H235ZM244 243H245V244H244ZM244 243H243V245H246V241H245ZM250 243H251V242H250ZM100 244H101V243H100ZM113 244H114V243H113ZM185 244H186V242H185ZM196 244H197V243H196ZM213 244H214V242H213ZM2 245L4 246V244H2ZM6 245L9 246L10 244H9V245L6 244ZM137 245H140V241H139V244L137 243ZM191 245H192V244H191ZM194 245H195V244L193 243V247H194ZM197 245H198V244H197ZM207 245H208V242H207ZM211 245H212V244H211ZM249 245H250V244H249ZM112 246H113V245H112ZM117 246H118V245H117ZM157 246H159V244H157ZM185 246H188V245H185ZM259 246H260V245H259ZM259 246H258V247H259ZM1 247H2V246H1ZM4 247H5V246H4ZM123 247H124V246H123ZM126 247H127V245H126ZM140 247H142V246H140ZM160 247H162V246H160ZM164 247H165V245H164ZM204 247H205V246H204ZM207 247H208V246H207ZM214 247L217 249L218 246H214ZM226 247H227V245H226L224 248H226ZM246 247H247V246H246ZM9 248H10V247H9ZM111 248H112V247H111ZM144 248H145V247H144ZM180 248H181V247H180ZM186 248H188V247H186ZM186 248H185V249H186ZM195 248H196V245H195ZM212 248H213V247H212ZM219 248H220V247H219ZM227 248H228V247H227ZM248 248H249V247H248ZM1 249H2V248H1ZM11 249H12V251H13V248H11ZM11 249H10V250H11ZM122 249H123V248H122ZM126 249H127V248H126ZM197 249H198V248H197ZM216 249H215V251H216ZM229 249H230V248H228V250H229ZM255 249H258V248H255ZM2 250H3V249H2ZM2 250H1V251H2ZM4 250H5V249H4ZM6 250H8V249L6 248ZM192 250H193V249H192ZM211 250H212V249H211ZM249 250H252V251L254 252V250L251 249V248H249ZM1 251H0V252H1ZM35 251H36V249H35ZM154 251H155V249H154ZM154 251H152V253H153ZM173 251H174V250H173ZM184 251H185V250H184ZM193 251H194V252H193ZM193 251H191V254H193V253L195 254V253H196L195 250H193ZM213 251H214V250H213ZM252 251H251V252H252ZM256 251H257V250H256ZM3 252H5V251H3ZM3 252H1V253H3ZM19 252H20V251H19ZM27 252H28V251H26V253H27ZM38 252H39V251H38ZM114 252H115V250L113 249V254H114ZM192 252H193V253H192ZM210 252H211V251H210ZM253 252H252V253H253ZM261 252H262V251H261ZM263 252H264V251H263ZM14 253H15V252H14ZM14 253H13V254H14ZM28 253H29V252H28ZM185 253H186V252H185ZM188 253H189V252L186 253V256H187ZM204 253H205V252H204ZM6 254H7V252H6ZM13 254H11V255H12L13 257H15L16 254H15V255H13ZM22 254H25V253L22 252ZM29 254H30V253H29ZM38 254H39V253H38ZM132 254H133V253H132ZM132 254H131V255H132ZM161 254H162V253H161ZM183 254H184V253H183ZM191 254H190V255L188 254V255H189V256L191 257V259L193 260ZM194 254H193V255H194ZM255 254H256V253H255ZM259 254H260L261 257L264 256V253H263V254H262V253H259ZM1 255H2V254H1ZM8 255H9V254H8ZM30 255H31V254H30ZM30 255H29V256H30ZM231 255H232V254H231ZM242 255H243V257L245 256L243 253H242ZM242 255H241V257H242ZM253 255H254V254H253ZM9 256H10V255H9ZM9 256H8L7 258H9ZM17 256H18V253H17ZM23 256H24V255H23ZM29 256H28V257H29ZM159 256H160V255H159ZM159 256H158V257H159ZM186 256H185V257H186ZM189 256L186 257V258H188V260L191 261V259H190ZM222 256L225 258L224 255H222ZM238 256H239V254H238ZM238 256L236 255V259H237ZM256 256H257V255H256ZM256 256H253V257H256ZM260 256H259L258 258H260ZM3 257H4V256H3ZM31 257H32V255H31ZM171 257H172V256H171ZM185 257H184V258H185ZM194 257H195V256H194ZM196 257H199L198 252H197ZM196 257H195V258H196ZM203 257H204V256H203ZM210 257H211V255H210ZM249 257H250L251 260L249 259ZM253 257H252V256H245L244 259L247 260V261L245 260L247 263H248V261H249V262L252 261V263L254 262V263L256 264V261H258V260H254V259H252ZM18 258H20V257H18ZM224 258H222V259H220V260H224ZM3 259H5V258H3ZM14 259H15V258H14ZM14 259L12 258V262L14 261ZM34 259H35V258H34ZM40 259H42V258H40ZM99 259H100V258H99ZM124 259H125V258H124ZM156 259H158V258H156ZM159 259H160V257H159ZM159 259H158V260H159ZM161 259H162V257H161ZM167 259H168V258H167ZM179 259H180V257H179ZM216 259H218V258H216ZM231 259H232V257L229 259V261H230ZM234 259H235V256H234ZM234 259H233V260H234ZM236 259H235L234 261H236V262H238V264H240V261H242V259H241L240 257H238L239 260H238V259L236 260ZM244 259H243V260H244ZM260 259H261V258H260ZM260 259H259V261H258L259 263H260V261H261ZM262 259H264V258H262ZM8 260H9V259H8ZM17 260H18V259H17ZM21 260H22V259H21ZM120 260L122 261V259H120ZM131 260H132V259H130V261H131ZM158 260H157V263L159 262ZM163 260L165 261L164 258H163ZM195 260H196V259H195ZM203 260H204V259H203ZM205 260H206V259H205ZM211 260H215V259L213 258V259H211ZM45 261L48 262V260H46V259H45ZM91 261H92V260H90V262H91ZM114 261H115V259H114ZM125 261H126V260H125ZM152 261H153V260H152ZM167 261H168V260H167ZM167 261H166V262H167ZM173 261H174V259L171 260V262H173ZM180 261H181V259H180ZM185 261H186V260H185ZM209 261H210V260H209ZM209 261H208V263H209ZM215 261H216V260H215ZM229 261H228V263L225 261L224 264H226V263L229 264ZM32 262H33V260H32ZM39 262H40V261H39ZM43 262H44V260L42 261L41 264H43ZM81 262L83 263L84 261H81ZM87 262H88V261H87ZM99 262H100V261H99ZM122 262H123V261H122ZM122 262L119 261V263L123 264ZM131 262L134 263L135 261L133 262V260H132ZM175 262H176V264H177V260H176ZM175 262H174V264H175ZM204 262H205V261H204ZM206 262H207V261H206ZM221 262H222V261H221ZM221 262L219 263V261H218L219 264H222V263H223V262H222V263H221ZM9 263H10V262H9ZM17 263H18V262H17ZM19 263H20V262H19ZM36 263H37V262H36ZM36 263H35V261H34L33 264H36ZM44 263H45V262H44ZM82 263H81V264H82ZM119 263H118V264H119ZM164 263H165V262H164ZM181 263H184V262H181ZM181 263H179V264H181ZM198 263H199V262H198ZM11 264H12V263H11ZM13 264H14V263H13ZM15 264H16V263H15ZM22 264H23V263H22ZM45 264H47V263H45ZM48 264H49V263H48ZM51 264H52V263H51ZM83 264H86V262L83 263ZM88 264H89V263H88ZM93 264H94V262H93ZM107 264H108V263H107ZM127 264H128V263H127ZM161 264H162V263H161ZM165 264H166V263H165ZM236 264H237V263H236ZM242 264H243V262H242ZM248 264H249V263H248Z\"/></svg>",
    "mask_w": 264,
    "mask_h": 264
}]
</instances>
